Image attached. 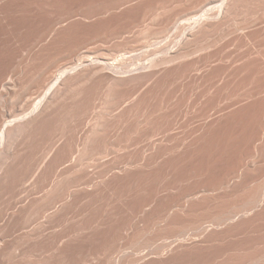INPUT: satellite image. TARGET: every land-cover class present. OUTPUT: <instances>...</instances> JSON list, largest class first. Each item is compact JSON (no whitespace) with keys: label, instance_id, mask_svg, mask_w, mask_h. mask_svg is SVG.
I'll use <instances>...</instances> for the list:
<instances>
[{"label":"bare ground","instance_id":"6f19581e","mask_svg":"<svg viewBox=\"0 0 264 264\" xmlns=\"http://www.w3.org/2000/svg\"><path fill=\"white\" fill-rule=\"evenodd\" d=\"M13 2H16V0H12ZM20 1V0H19ZM50 1V0H49ZM81 1V0H80ZM83 1H86V0H83ZM90 1V0H89ZM93 1H95V0H93ZM103 1V0H102ZM112 1V0H111ZM115 1V0H114ZM113 1V2H114ZM116 1H118V0H116ZM115 1V2H116ZM121 1V0H120ZM119 1V2H120ZM125 0H123V1H121V2H124ZM126 1H128V0H126ZM125 1V2H126ZM132 1L133 0H129L127 3H129V2H131L132 3ZM140 1V0H139ZM139 1H135V2H139ZM144 1H148V2H146V3H144ZM143 1V4L141 3L142 2V0L140 1V3H139V5H137L138 3H136V6H137V10L135 9V11H136V13L135 12H129L130 13V15H129V13H127L128 14V16H129V18H128V16L127 15H125L127 18H128V20L131 18H134V16L136 15H139L140 13H141V17L143 16V14L144 15H148L149 16V14H152V15H150V16H154L153 15V13H150V11L152 12V10H154L155 11V15H156V18L158 19V18H162L163 20L167 17V19H169L168 17H170L169 15L171 14V13H169V12H172V8H173V5H170L171 7V11H169L168 10V8H169V4H175V3H177L176 5H178L179 3L178 2H175V1H173L172 3H169L168 4V2H170V1H167V0H153V1H149V0H144ZM172 1V0H171ZM179 1V0H178ZM181 1H183V0H181ZM186 2L185 3H187L188 1L189 2H192V1H190V0H185ZM198 1H200V0H198ZM204 1V0H203ZM203 1H201V5H199V4H196L195 5V7H194V5H193V7H194V9L196 8V6L198 7V5H199V7L200 6H203V8H204V6L206 5V3L208 4V2H210L209 4H213V5H209V7L211 8L210 10L211 11H213V8H218V12L217 11H215V13L216 14H214L213 12L212 13H209V11H206V12H204V13H202V14H200V11H197V15H198V12H199V16H197L195 13V11L197 10V8H196V10L194 11L195 13H193L192 12V10L190 9L189 11H191L194 15H196L197 17H195L194 18V20H190L191 21V23H189V21L187 20V19H185V20H187L188 21V23L190 24L189 25V27H188V23L187 22H185V24H184V21H182L183 19H182V17L180 18H176V16H184V14H178L177 12V14L178 15H176L175 13H173V14H171V16L172 15H174L175 14V16H174V19H179V20H181L182 22H183V24L184 25H187V27H185L186 29L188 28V32H185L186 33V36H185V34H184V36L185 37H183L182 39H184L185 38V40L183 41V43H181L178 47H175V49L174 50H172L171 52H168V54H166V55H156L157 56V58L155 57L154 59H153V57H152V59H151V62H150V60L148 61V62H150V63H148L147 65H144V64H138L137 66H135V67H133V68H128L127 69V67H130V66H127L126 65V67H125V63H128V62H123L122 63V60L120 59H116V57L114 58V60H113V54L114 55H117V54H115L117 51H121V50H123V52H126V50H128L129 49V47H127L128 49H126V48H124V46L125 45H129L130 43H128L127 44V42L125 41L124 42V40H126L127 39V37L123 40V44L121 43V45H123L121 48V50H119L120 48L119 47H117V48H119V49H117V48H115L112 44V46L114 47V49H116V51L113 49V47L111 46V48H110V46H109V49H113L114 51L112 52L111 50H110V52H111V54H110V52H109V56L107 55V53H106V55L105 56H108L107 58H105V57H103V58H105V59H101V56H100V58H98V59H94V58H91V59H94V60H91V59H89V60H87V59H85V56L84 55H82V56H84V59H82L81 58V62L79 63V64H77V65H74L75 64V59H77V62H79V59H78V57H77V54H76V52L77 51H79V49L81 48V46H82V44H81V42L84 40H81V42L79 41V37L81 36H79L78 38L75 36V35H77V33H76V29H73V28H75V27H72L71 29H68L67 28V30L65 29V31L66 32H64V33H62L63 31L60 29V28H62L64 25V23L61 21V19L62 18H64L65 16L63 15V13H62V15H63V17L60 19H58L57 17V20H56V18L54 17L53 18V15L51 16L53 19H54V21L52 20V22H50L51 20H49V22L48 21H46V24L44 23V24H41V25H43L42 27V29H41V25H39V24H37V25H39V27H40V29H41V31H40V33L39 34H36V36L37 37H33V43L32 44H30V45H27L26 46V44H24V46H25V52H24V55L22 56L23 58L20 60L19 58L21 57L20 55H19V60H20V62L23 60V61H25L26 60V62L27 63H30L29 61L30 60H32V57H33V55H37L38 57H40L41 55H42V63L39 65V66H37L38 68L36 69V70H32V71H34L32 74H33V76H32V74L31 73H29V74H31V78L29 79V78H27V79H29V82H28V84H24V83H22V84H24V86H23V88L24 89H20V91L18 92V91H16V88H13L12 87V82H10V80H8L7 78H8V76H7V78H4V73H1V76H0V189H1V187H2V185L4 184V183H6V179H7V174H8V172H10L11 173V171L12 170H9L8 171V169H10V164L14 161V159H16L14 156L15 155H17V154H20L21 155V153H17L16 152V154H14L15 152L13 151L14 149H12V148H14V146L12 147V145H14V141L15 140H18L19 138H21V137H26V141H28V137H29V134L30 133H38L39 131H40V129H42L43 128V130H44V126L45 125H47L49 122L51 123V121H53L54 120V117H56L58 114H61V115H63V113L65 114V110L62 112V109H66V112L67 113H69L70 114V116H71V114H72V112H74L75 111V109H73V107L75 108V106L76 105H79V104H81L80 106H81V108H82V103H83V101H84V99L86 98V96H83V95H85V93L84 92H80L81 93V95H82V98H83V100H81L79 97H80V95H77V94H79L78 93V91H80L81 89H82V87H83V89H84V87H85V92L86 93H88L87 91H89L91 88H89V90H87L88 88V86L92 83V85H93V87H94V89L96 88V85H95V83H97V85L98 86H101L102 85V87H103V84H101L100 85V83H99V81L101 82V81H106V83H109L110 85H112V86H114L115 87V89H116V91H121L122 90V92H123V89H121V85H123V86H125V84H124V82H125V80H127V79H131V77L133 78L134 76H137L138 78H140L139 77V75L140 74H142V75H140L141 77L143 76V74L145 75H148V81H150V79H151V81H152V78L154 79L155 77H156V80H158L157 79V77L158 76H160L161 74H167L165 71H167V70H169V68H172V66H176V67H178L176 64H180V66H181V64H183V62L185 63L186 61L185 60H187L189 57L190 58H192V56H194L195 54H197L196 52H201V51H203L202 49H206V47L208 46V48H210L211 50L213 49V48H217L218 46H220V45H217L216 43L218 42V40L217 39H219L220 38V42L222 41L221 40V38L223 37L224 38V36H226V34L228 35H230V32L231 31H233L232 30V25H228L229 24V21L227 20L228 18L230 19L231 17H232V15H233V13H234V11L236 10V11H238V7L239 6H241L242 5V8L243 7H245V6H247L248 4L250 5V4H252V6H253V4H255V5H258L256 8H257V10H260V14L258 15L257 13V15L258 16H254L253 17V14H255V12H258L257 10H254L255 8H250V6H249V8L254 12V13H251V15H252V17H253V19L250 21V20H248V19H246V21L245 22H247V20L248 21H250L251 23H249V24H247V27H248V25H250V24H252V22H253V26L254 27H257V26H259V25H257L256 26V24H260V26H261V28L259 27H257V29H258V31H256L257 32V36H255V35H253V37H252V35H251V33H253L255 30H257V29H255L253 32H251L250 30H248L250 27H252V25L251 26H249V28L247 29L248 31H250L251 33H249L248 34V31L247 30H245V31H247V33L245 32L244 34H242V35H244V36H246V38H247V40L248 41H250V42H248L246 39V41L249 43H247L245 40H241L242 39V37H241V35L240 36H238L239 38H241L240 39V41L242 42V43H245V44H242L241 42V44L243 45V47H242V49L244 48V47H246V45L248 44L249 46H250V43H251V45L252 44H254V45H252L251 46V48L252 49H250V47L247 45V51L249 52V53H247L248 54V56L246 57V59H245V61H244V59L242 58V56H240L241 54H239V52H237V51H239L240 50V48L239 47H241V46H239L240 45V43H239V39L238 38H236V37H234L235 38V40L233 41V42H235L236 41V39L238 40V42H236L237 44H239V45H236L238 48H237V50L234 52V53H236L235 54V56L237 55H239L240 56V59H239V57H238V60L240 61V60H242L243 62L241 63V64H243V65H241L242 66V70H244L245 69V72L247 71V73H245V75L246 74H251V73H253V74H257V73H259V72H261L263 75H264V0H210V1H206L205 3L203 2ZM6 0H0V16H1V12H5V9H6V7H8V5L6 6ZM9 2V1H8ZM12 2V3H13ZM26 2V1H25ZM28 2V1H27ZM55 2V1H54ZM69 2V1H68ZM91 2V1H90ZM90 2H89V4H90ZM103 2H105V0L103 1ZM102 2V3H103ZM109 2V1H108ZM112 2V3H113ZM114 2V3H115ZM121 2L119 3V4H121ZM124 2V3H125ZM134 2V3H135ZM175 2V3H174ZM184 2V1H183ZM183 2H181V5L182 4H185V3H183ZM188 2V3H189ZM204 4H203V3ZM11 3V2H10ZM17 3V2H16ZM58 3H59V1H58ZM64 3V2H63ZM81 3H83V2H81ZM111 3V2H110ZM109 3V4H110ZM111 3V4H112ZM113 3V4H114ZM116 3H118V2H116ZM123 3V4H124ZM126 3V4H127ZM134 3H132V5L134 4ZM195 3H199V2H196V0H195ZM246 3H248V4H246ZM17 4H19V3H17ZM21 4V3H20ZM25 4V3H24ZM66 4V3H65ZM68 4V3H67ZM111 4H110V6H111ZM118 4V5H119ZM168 4V5H167ZM243 4H246V5H244L243 6ZM13 5H15V4H13ZM46 5H48V4H46ZM52 5H55V4H52ZM56 5H58V4H56ZM61 5V4H60ZM79 5H81V4H79ZM91 5V4H90ZM107 4L105 3V5H103V7L104 6H106ZM130 5V4H129ZM128 4L127 5H124V6H128V7H131V6H129ZM180 4L178 5L179 7H181L182 8V6H181ZM187 5H189V4H187ZM192 4H190V7H192L191 6ZM10 6H12V4L10 5ZM16 6V5H15ZM15 6H13V7H15ZM24 7H26L25 5H23ZM51 6V5H50ZM63 6V5H62ZM75 6H77V5H75ZM89 6V5H88ZM94 6V5H93ZM114 6V5H113ZM113 6H112V8L111 9H113ZM116 6V5H115ZM123 6V7H124ZM136 6H134V7H136ZM167 6H168V8H167ZM177 6V7H178ZM207 6V5H206ZM214 6V7H213ZM259 6H262L263 7V11H261L262 10V8H258ZM17 7V6H16ZM56 7V6H55ZM58 7H59V5H58ZM68 7H70L69 5H68ZM67 7V8H68ZM73 7V6H72ZM96 7H97V5H96ZM95 7V8H96ZM101 7V6H100ZM109 7V6H108ZM118 7V6H117ZM128 7L126 8V9H128ZM176 7V8H177ZM187 7V6H186ZM10 7H8V9H9ZM48 8V7H47ZM52 8V7H51ZM63 8H66V7H64L63 6ZM80 8V7H79ZM78 7L77 8H75V9H79ZM84 8V7H83ZM89 8V7H88ZM91 8H93L92 7V5H91ZM110 8H108L109 10H110ZM114 8H116V7H114ZM133 8V7H132ZM130 9V10H132L133 11V9ZM166 8H167V10H168V12H166V13H168L167 15L168 16H166L165 15V11H166ZM180 8V9H181ZM183 8H185V7H183ZM203 8H201L200 10H201V12H202V9ZM207 8V7H206ZM241 8V9H242ZM13 9V8H12ZM11 9V11L13 12L14 11V9L12 10ZM23 9V8H22ZM45 9H46V7H45ZM60 9V8H59ZM85 9V8H84ZM90 9V8H89ZM97 9V8H96ZM100 9V8H99ZM118 9V8H117ZM125 8H124V10H126ZM174 10L173 11H176L175 10V7L173 8ZM177 9H179V8H177ZM186 9V8H185ZM205 9V8H204ZM245 9V8H244ZM250 9H248V7H246V10H250ZM10 10V9H9ZM51 10H55V8L54 9H51ZM62 9H60V11H61ZM69 10V9H68ZM80 10V9H79ZM86 10V9H85ZM107 10V9H106ZM129 10V11H130ZM188 10V9H187ZM11 11H6V12H11ZM46 11V10H45ZM56 11H57V9H56ZM65 11H66V9H65ZM74 11H76V10H73V13H71V14H76V12L74 13ZM89 11V10H88ZM91 11V10H90ZM97 11V10H96ZM103 11L107 14L108 12H106L104 9H103ZM103 11H101L102 13H103ZM112 10H110V12H111ZM118 11H119V9H118ZM127 11V10H126ZM126 11H124L125 13H126ZM179 11V10H178ZM183 11H185V10H183ZM189 11H187V12H189ZM251 11V12H252ZM6 12H5V14L3 13V15H5L6 16ZM50 12H52V11H50ZM71 12H72V10H71ZM99 12H100V10H99ZM115 12V11H114ZM121 12V11H120ZM123 12V11H122ZM123 12V13H124ZM180 12H182V10L180 11ZM179 12V13H180ZM186 12V11H185ZM184 12V13H185ZM191 12H189V13H191ZM240 12H241V10H240ZM239 12V13H240ZM247 12V11H246ZM245 12V13H246ZM48 13H49V11H48ZM61 13V12H60ZM59 12H58V14H60ZM64 13H66V12H64ZM83 13V11L81 12V10L79 11V15L81 14L82 15V17L83 16H86L84 13V15L82 14ZM86 13V12H85ZM93 13V12H92ZM96 13H98V11L96 12ZM105 13H103V14H105ZM116 13V12H115ZM119 13V12H118ZM149 13V14H148ZM183 13V12H182ZM17 13H15V15H16ZM54 14V13H53ZM67 14V13H66ZM78 14V13H77ZM89 13H87V15H88ZM90 14H91V12H90ZM89 14V15H90ZM109 14V13H108ZM185 14H187V13H185ZM193 14H192V16H193ZM247 14V13H246ZM8 15V14H7ZM73 15V16H74ZM92 15V14H91ZM95 16L97 15V14H94ZM93 15V16H94ZM116 15V14H115ZM122 15V14H121ZM146 15V16H147ZM236 15V16H235ZM239 15V14H238ZM76 16V15H75ZM124 16V15H123ZM125 16H124V18H125ZM163 16H166V17H164L163 18ZM187 16V15H186ZM185 16V17H186ZM189 17L191 16V15H188ZM231 16V17H230ZM233 16H235V17H237V14L236 13H234V15ZM242 16H244V15H242ZM249 16V15H248ZM3 17V16H2ZM7 17V16H6ZM43 17V16H42ZM59 17V16H58ZM70 17H71V19L73 20V18H72V16L70 15ZM69 17V18H70ZM81 17V16H80ZM105 17H106V15H105ZM108 17V16H107ZM117 17V16H116ZM122 17V16H121ZM121 17H119V19H122ZM138 17V16H137ZM139 17H140V15H139ZM138 17V18H139ZM140 17V18H141ZM240 17V19H241V16H239ZM245 17H247V16H245ZM251 16H249V18H250ZM251 17V18H252ZM12 18V17H11ZM43 18H45V16L43 17ZM42 18V19H43ZM50 18V17H49ZM68 17L66 16L65 17V19H67ZM68 18V19H69ZM79 18V17H78ZM77 18V19H78ZM84 18V17H83ZM86 18V17H85ZM87 18H88V16H87ZM86 18V19H87ZM89 18H91V17H89ZM96 18V17H95ZM100 18V17H99ZM136 18V17H135ZM135 18L134 19H132L133 21H135ZM142 18H144V17H142ZM142 18L141 19H139V20H141V22H144V20L145 21H147L148 20V18L147 17H145V18H147V19H143L142 20ZM150 18V17H149ZM154 18H155V16H154ZM171 18V17H170ZM173 18V17H172ZM187 18V17H186ZM9 19V18H8ZM70 19V20H71ZM74 19H75V17H74ZM92 19H94V18H92ZM102 19V18H101ZM104 19V18H103ZM106 19H109V18H106ZM112 19V18H111ZM114 19V18H113ZM117 19V18H116ZM119 19H117V21H120ZM126 19V18H125ZM131 19H130V24H132L133 25V27H134V23L132 22L131 23ZM156 19V20H157ZM167 19H165L164 20V22L165 21H168L169 23L170 22H176L177 20H174V21H171V19H170V21L169 20H167ZM234 19H236V18H234ZM234 19H233V21H234ZM238 19V18H237ZM4 20H6L5 18L3 19V21ZM39 20V19H38ZM44 20H47V19H44ZM44 20H42L43 22H44ZM63 20V19H62ZM71 20V21H72ZM81 20H82V18H81ZM99 20V19H98ZM123 20V19H122ZM136 20H138L137 18H136ZM150 20V19H149ZM148 20V21H149ZM152 21L154 20L153 19V17H152V19H151ZM163 20H161L160 19V22L163 24ZM226 20V21H225ZM40 21H41V19H40ZM39 21V22H40ZM65 21V20H64ZM77 21V20H76ZM76 21H74V22H76ZM83 21V20H82ZM82 21H79V22H82ZM96 21V20H95ZM100 21V20H99ZM108 21V20H107ZM117 21L115 22V23H117ZM126 21H127V19H126ZM147 21V22H148ZM223 21V23H225V22H227L228 24H222L221 22ZM225 21V22H224ZM236 21V20H235ZM42 22V23H43ZM48 22V23H47ZM66 22H69V20L68 21H66ZM78 22V23H79ZM85 22V21H84ZM89 22V21H88ZM97 22V21H96ZM101 22V21H100ZM100 22H97V23H100ZM124 22V21H123ZM122 22V23H123ZM138 22V23H137ZM135 21V24H137V26L139 27V25L141 24H139V21ZM159 22V21H158ZM157 22V23H158ZM178 22V21H177ZM176 22V23H177ZM231 22H232V19H231ZM244 22V21H243ZM244 22V25L243 24H241V26H239L240 28V30H244V29H242L243 27L246 29L247 27H246V23ZM63 23V24H62ZM87 23V22H86ZM95 23V22H94ZM102 23V22H101ZM106 23H108V22H106ZM129 23V22H128ZM167 23V22H166ZM176 23H174V24H176ZM179 23V22H178ZM187 23V24H186ZM219 23H221V25L223 26V25H228L229 27L231 26V30L229 31V33L228 32H220V30L221 31H223L221 28L222 27H219L220 25H219ZM233 23V22H232ZM236 23H242V20L240 21V22H237L236 21ZM235 22H234V24H236ZM93 23L91 22V25H92ZM104 24V23H103ZM102 24V26H106V25H103ZM110 24H112V22H111V20H110ZM118 24V23H117ZM130 24H127V25H129V29H130V27H132V26H130ZM139 24V25H138ZM144 24H146V22H144ZM142 25L141 24V26L143 27V26H145V25ZM149 24V23H148ZM150 24H151V21H150ZM149 24V25H150ZM154 24V23H153ZM152 24V25H153ZM155 24H156V22H155ZM162 24H156V25H154V28L152 29L153 31H155L154 29L156 28L155 26H157V29H158V26L159 27H161V25ZM170 24H173V23H170ZM215 24H218L219 26H218V28H219V31H218V29H217V31L218 32H220V34H222V35H220L219 33H216L218 36L220 35L221 37H219V38H215L216 36L214 35H212V36H210L211 34H209V37H211L210 39H209V37H207L209 40H211V39H214L215 41H213L212 40V42L213 43H215L214 45L216 46V47H214L213 46V44L212 43H210L211 41H209V40H207L208 41V43H210V46H209V44L207 45L206 44V40H202V39H200V38H202V35H205L207 32H208V30H211L210 32H212L213 30H214V25ZM233 24V25H234ZM35 25V24H34ZM73 25V24H72ZM76 25V24H75ZM81 25V24H80ZM86 26H87V24H85ZM84 25V26H85ZM99 25V24H98ZM113 25H115L114 24V21H113ZM125 25V24H124ZM123 25V26H124ZM147 25V24H146ZM149 25H147L146 27H149ZM151 25V26H152ZM240 25V24H239ZM62 26V27H61ZM88 26H90V24L88 25ZM97 26V25H96ZM102 26H101V29H103L102 28ZM109 26V25H108ZM120 26V32H122L121 31V26L122 25H119ZM140 26V28H142ZM150 26V27H151ZM170 26V25H169ZM175 25H173V26H170V27H174ZM180 26H182V24L180 25ZM32 27V26H31ZM91 27V26H90ZM89 27V28H90ZM99 27V26H98ZM97 27V28H98ZM115 27H118V26H116L115 25ZM114 27V29L112 30H109L108 28H110V27H108L105 31H106V33L108 32L107 30H109V33H111V31H113L112 33H114L115 34V32L114 31H116V33L118 34V32L119 31H117L116 29L117 28H115ZM183 27V26H182ZM182 27H180V28H182ZM215 27H217V26H215ZM228 27V28H229ZM63 28H65V27H63ZM77 28H79L80 29V27H78L77 26ZM82 28H84V27H82ZM95 28V27H94ZM100 28V27H99ZM105 28V27H104ZM111 28H113V26H111ZM119 28V27H118ZM126 28H127V26L125 27V29L124 28H122V29H124V31L123 32H128L127 30H128V28H127V30H126ZM138 29V30H141V29ZM145 28V27H144ZM168 25H164V27H163V32H160L161 33V35H162V39H164L165 37H163L164 35V32L165 31H171L172 29L171 28H169V29H171V30H168ZM210 28H212V29H210ZM225 27H223V29H224ZM39 29V28H38ZM39 29V30H40ZM73 29V30H72ZM88 29V28H87ZM133 28H131V32L129 31V33H133V34H135V32L137 31V29H136V25H135V27H134V29H136V31L134 32L133 30H132ZM150 29L151 28H148V29H146L145 28V30H143V28H142V30L143 31H141L140 33H141V36H143V38L145 39V41H143V42H145V43H147V41H149V40H146V39H154V38H156L157 37V35L155 34V36L156 37H153L154 35L151 33V31H150ZM184 29V28H183ZM230 29V28H229ZM238 30L239 32H240V30L237 28V24L236 25H234V30ZM30 30V29H29ZM62 32H61V31ZM78 30V29H77ZM82 31H83V29H81ZM97 30V29H96ZM99 30V29H98ZM97 30V31H98ZM119 30V29H118ZM126 30V31H125ZM158 30H162V29H158ZM157 30V31H158ZM237 30L235 31V33L237 32ZM251 30H253V28H251ZM31 31V30H30ZM82 31H79V33L80 32H82ZM88 31V30H87ZM89 31H90V29H89ZM99 31H101V30H99ZM104 31V30H103ZM133 31V32H132ZM157 31H155V33L157 32ZM185 31H187V30H185ZM215 31L216 30H214L213 31V33L212 34H214L215 33ZM33 32V31H32ZM36 32V31H35ZM86 32V31H85ZM91 32V31H90ZM120 32H119V34H120ZM139 31H137V33H138ZM166 33V34H168L169 35V33ZM255 32V33H256ZM29 33H31V32H29ZM83 33V32H82ZM94 33V32H93ZM101 33H102V31H101ZM106 33L104 32L102 35L103 36H101L102 37V39L100 38V36H98L97 35V37L99 38V39H101V40H104V42L106 43L107 42V40L109 39V38H111V37H109V35H111V34H108L107 33V35H108V37H106L105 35H106ZM160 33H159V35H160ZM163 33V34H162ZM171 33V32H170ZM203 33H205V34H203ZM223 33H225L224 34V36H223ZM240 33H242V32H240ZM24 34V33H23ZM22 34V35H23ZM25 34H26V32H25ZM85 34V33H84ZM87 34V33H86ZM117 34L116 35H113V37L114 36H116L117 37ZM118 34V35H119ZM122 34V33H121ZM124 34V33H123ZM132 34V35H133ZM139 34V33H138ZM157 34H158V32H157ZM232 34V33H231ZM236 34H238V33H236ZM254 34V33H253ZM88 35V34H87ZM87 35H82L83 37H80L81 39L82 38H85L86 39V36ZM96 35V34H95ZM101 35V34H100ZM151 35H152V37H151ZM161 35L157 38V40H159V38L161 37ZM208 35V33L206 34V36ZM251 35V36H250ZM26 36V35H25ZM33 36H34V34H33ZM85 36V37H84ZM89 36V35H88ZM93 36L94 35H92V36H90V37H87L88 39L89 38H91L92 40H93ZM104 36H105V38L107 39V40H105V39H103L104 38ZM125 35H123V37H124ZM137 36V35H136ZM136 36H135V39H136ZM201 36V37H200ZM233 36H234V33H233ZM20 37H21V35H20ZM24 37V36H23ZM32 37V36H31ZM96 37V36H95ZM119 37V36H118ZM129 37V36H128ZM134 36H132L130 39H132ZM139 37V36H138ZM170 37V36H169ZM230 37V36H229ZM26 38V37H25ZM141 38V37H140ZM140 38H138L139 40H140ZM180 38V37H179ZM207 39L206 37H204L203 36V39ZM17 39V38H16ZM66 39H68L70 42H68L67 41V43H69V44H67V45H69L68 46V49L67 48H64V49H67V51H64L63 49H58V47H60V46H58V47H56L57 49H55L54 48V46H56V44L58 43V42H60V41H62L63 42V40L65 41ZM88 39H86L87 41H85V42H87L88 44H89V42H91L92 40L91 39H89V40H91V41H89ZM98 39V40H99ZM114 39V38H113ZM129 39V38H128ZM134 39V38H133ZM132 39V41H134ZM152 39V40H153ZM161 39V38H160ZM170 39H171V37H170ZM202 40V42H205V43H198V42H194L195 40ZM224 39H226V40H230V38L228 39V37H225ZM232 39V38H231ZM243 39H244V37H243ZM23 40V39H22ZM28 40V39H27ZM97 40V39H96ZM97 40V41H98ZM117 40V39H116ZM115 40V41H116ZM152 40L151 41H149V42H151L152 43ZM169 40V39H168ZM197 40V41H198ZM226 40H224V41H222L223 43L226 41ZM233 40V39H232ZM255 40H256V42L258 43V44H256V43H253V41L255 42ZM16 41V40H15ZM23 41H26V40H23ZM30 41H32V40H30ZM108 41H111V39L110 40H108ZM119 41H120V39H119ZM119 41H117L116 43L117 44H119L118 42ZM130 41V40H129ZM138 41V40H137ZM136 41V42H137ZM163 41V40H162ZM172 41H173V39H172ZM176 41V40H175ZM99 42V41H98ZM103 42V41H102ZM114 42V41H113ZM112 42V43H113ZM121 42V41H120ZM139 42V41H138ZM137 42V43H138ZM148 42V43H149ZM153 42H155V40H153ZM191 42H192V44H194V43H198V45L197 44H194V45H192L191 44ZM194 42V43H193ZM220 42H219V44H220ZM221 42V43H222ZM230 42H232L231 40H230ZM233 42H232V44L230 43V45H231V47L233 46ZM12 43H13V41H12ZM48 43H50V44H48ZM61 43V42H60ZM60 43H58V44H60ZM64 43V42H63ZM66 43V42H65ZM93 43H95V42H93ZM104 43V44H105ZM111 43V42H110ZM115 43V44H116ZM124 43H126L125 45H124ZM135 44V42H132L130 45H132L131 47L132 48H135L134 46L136 45H134ZM141 42H139V44H137L138 46H145V45H143L144 43H142V45L140 44ZM147 43V44H148ZM161 43V42H160ZM166 43H168V42H166ZM170 43V42H169ZM172 43V42H171ZM227 42H225V44H226ZM229 43V42H228ZM247 43V44H246ZM23 44L21 43V46H23ZM44 44V45H43ZM46 44H48V46L46 45ZM85 44V46H88V44L86 45V43H84ZM83 44V45H84ZM100 44V43H99ZM98 44V45H99ZM155 44H159V43H157V42H155ZM200 44V45H199ZM235 44V43H234ZM16 45V44H15ZM44 46V50L43 49H41L42 47L41 46ZM47 46V48H46V46ZM66 45V44H65ZM108 45V44H107ZM129 45V46H130ZM136 45V46H137ZM165 45V44H164ZM169 45V44H168ZM222 45V44H221ZM227 45L228 44H226V45H224L223 44V46L224 47H227ZM230 45H228V47L227 48H230L229 46ZM7 46V45H6ZM17 46H19L18 44H17ZM63 46H64V44H63ZM80 46V47H79ZM84 46V47H85ZM101 46H102V44H101ZM120 46V45H119ZM137 46V47H138ZM173 46V45H172ZM211 46L213 47V48H211ZM235 46V45H234ZM14 47V46H13ZM67 47V46H66ZM89 47V46H88ZM91 47V46H90ZM126 47V46H125ZM136 47V48H137ZM153 47V46H152ZM158 47V46H157ZM156 47V48H157ZM165 47V46H164ZM249 47V48H248ZM11 48V47H10ZM16 48V47H15ZM86 48V47H85ZM95 48V47H94ZM101 48V51L103 52V48H107L106 46L105 47H100ZM132 48H131V50H132ZM139 48V47H138ZM142 48V47H141ZM163 48V47H162ZM169 48V47H168ZM206 49L208 52H211V50L209 51V49ZM7 49V48H6ZM9 49V48H8ZM8 49L6 50V52H7V54H10V53H8ZM13 49V48H12ZM18 49L20 50V46L18 47ZM17 49V50H18ZM24 49H22L21 51L23 52L24 51ZM41 49V50H40ZM97 48H95V50H96ZM99 49V48H98ZM103 49V50H102ZM108 49V50H109ZM126 49V50H125ZM172 49H173V47H172ZM217 49H219L218 51L219 52H222L221 50H223V47L221 48V50H220V48H217ZM234 49H236V47L234 48ZM239 49V50H238ZM242 49H241V51H242ZM246 48H244L243 50H245ZM249 49H250V51H249ZM18 50V52H20ZM134 50H136V49H134ZM141 50H143V48L141 49ZM171 50V49H170ZM214 50H215V52L216 53H219L216 49H213V53L212 54H214V56H216V58H217V55H218V58H219V56H220V54H222L223 52H225L226 51V48H224V51L222 52V53H220V54H216L215 55V53H214ZM230 50V52L229 51H226V53L225 54H230L232 51H233V48H232V51H231V49H229ZM10 51V50H9ZM13 51V50H12ZM80 51H83V49L81 50L80 49ZM91 51V50H90ZM100 51V52H101ZM129 51H130V49H129ZM133 51V50H132ZM207 51L206 52H202V53H204L205 55H206V53H207ZM15 52V51H14ZM36 52H38V53H40L41 55L39 56L38 55V53H36ZM86 52V51H85ZM84 52V53H85ZM88 52V51H87ZM95 52V51H94ZM97 52H99V51H97ZM96 52V53H97ZM105 52V51H104ZM104 52L103 53H101V54H103V56H104ZM135 52V51H134ZM199 52H198V54H199ZM227 52H229V53H227ZM244 52H246V51H244ZM16 53V52H15ZM80 53V55H81V53L82 52H79ZM89 53V52H88ZM91 53L92 52H90V54L88 55V54H86V55H88V56H90L91 55ZM118 53V52H117ZM130 53H131V51H130ZM133 53V52H132ZM136 53V52H135ZM140 53V52H139ZM201 53V54H202ZM242 54H243V52H241ZM12 54H14V53H12ZM23 54V53H22ZM74 54H76V57L77 58H75L74 60H73V58H74ZM121 54V53H120ZM158 54V53H157ZM194 54V55H193ZM210 53H207V55H209ZM212 54H210L209 56L211 57V58H209L208 56H204L203 54L201 55V56H203V57H200V58H206V60H210V61H213L214 62V60H216V59H214L215 57L214 56H212ZM225 54H223L222 55V57H220V58H223V56L225 55ZM233 54V53H232ZM246 54V53H245ZM73 55V58L71 57ZM94 55V54H93ZM93 55H91V57L93 56ZM96 55V54H95ZM94 55V56H95ZM100 55V54H99ZM119 55V54H118ZM135 55V54H134ZM136 55H138V54H136ZM200 55V54H199ZM226 55V57H228V60L231 62V60L232 59H234V56L233 55H231L230 54V56H227ZM5 56V55H4ZM79 56V55H78ZM88 56H86L87 58H88ZM97 56H98V53H97ZM159 56H162V57H159ZM198 56V55H197ZM196 56V57H197ZM232 56V57H231ZM237 56L235 57V59L237 58ZM9 57V56H8ZM7 57V58H8ZM111 58L112 57V62H110V61H107L106 59H108V58ZM132 57V56H131ZM130 56H128V57H126L125 56V58H126V60L128 59V58H131ZM134 57V56H133ZM140 57V56H139ZM138 57V58H139ZM143 57V56H142ZM198 57V58H199ZM208 57V58H207ZM229 57L231 58V60L229 59ZM35 58V57H34ZM41 58V57H40ZM110 58H109V60H110ZM122 58V57H121ZM125 58H124V56H123V59H124V61H126L125 60ZM137 58V57H136ZM213 58V59H212ZM219 58V59H220ZM13 59V58H12ZM35 59H37V58H35ZM39 59V58H38ZM66 59H68V60H66ZM193 59H195V57L193 58ZM192 59V61L194 62L195 60H193ZM212 59V60H211ZM224 59H225V56H224V58L223 59H220V61L219 62H221V60H223L224 61ZM234 59V60H235ZM2 60V59H1ZM7 60V59H6ZM17 60V59H16ZM198 61L200 60V59H197ZM204 61H205V59H203ZM208 60V61H209ZM227 60V61H228ZM238 60H237V62H238ZM13 61H14V59H13ZM34 61V60H33ZM33 61H31V63L33 62ZM37 61V60H36ZM197 61V62H198ZM203 61V62H204ZM207 61V62H208ZM210 61H209V63H210ZM218 61H216V62H218ZM222 61V62H223ZM226 61V62H227ZM228 61V62H229ZM236 61V60H235ZM234 61V62H235ZM10 62V61H9ZM38 62H39V60H38ZM37 62V63H38ZM130 62V61H129ZM192 62V63H193ZM196 62V61H195ZM200 63L202 62V61H199ZM230 62H229V66L228 65H226L227 63H225V61H224V63H225V65L227 66V68L226 69H223L222 71H223V73H224V77H222L223 79H226L225 81H223V83L224 84H227L228 82V80L230 81V77H235L236 78V76L237 75H239V77L240 76H243V75H240L239 74V72H240V69H241V66L240 67H238L239 65H240V63L238 64V66H236V67H238V72H237V68H235V66H233V62H231V63H233L232 64V66L230 65ZM2 63V62H1ZM18 63V61L16 62V64ZM27 63H25V65H29V64H27ZM34 64H35V62H33ZM139 63V62H138ZM145 63V62H144ZM190 63V62H189ZM188 63V61H187V63H185V65L186 64H189ZM191 63V64H192ZM200 63H199V65H200ZM212 63V62H211ZM210 63V64H211ZM236 63V62H235ZM5 64V63H4ZM10 63H8V65H9ZM20 64V63H19ZM24 64V63H23ZM34 64H32V65H34ZM135 64V63H134ZM194 64V63H193ZM197 63H195V65H196ZM204 64H208V63H204ZM203 64V65H204ZM218 64V63H217ZM223 64V63H222ZM1 65V64H0ZM7 65V66H8ZM12 65V64H11ZM124 65V66H123ZM190 65V64H189ZM220 65H221V63H220ZM234 65H237V64H234ZM14 66V65H13ZM17 66V65H16ZM16 66H14V67H16ZM29 66H31V65H29ZM29 66L27 67V68H29ZM35 66V65H34ZM134 66V65H133ZM187 66V65H186ZM190 66H194V65H190ZM201 66V65H200ZM208 66H211V65H208ZM224 66V65H223ZM226 66H224V67H226ZM3 67V66H2ZM19 67H20V65H19ZM19 67H18V69H19ZM26 67V66H25ZM126 69H125V68ZM176 67H174V68H176ZM188 67V66H187ZM195 67V66H194ZM199 67V66H198ZM222 67V66H221ZM1 68V67H0ZM10 68V67H9ZM13 68V67H12ZM12 68H11V70H12ZM180 68V67H179ZM184 68V67H183ZM192 68V67H191ZM204 68H205V70H206V68H207V65H206V67L204 66ZM211 68H213V65H212V67ZM211 68H209V70L211 69ZM216 68V67H215ZM217 68L219 69L220 67L219 66H217ZM234 68V69H233ZM240 68V69H239ZM5 69V68H4ZM25 69V68H24ZM178 69V68H177ZM218 69H216V70H218ZM16 70V69H15ZM26 70V69H25ZM174 70V69H173ZM179 70L180 69H178V71H175V73L177 72H179ZM185 71H186V69H184ZM183 70V71H184ZM188 70V69H187ZM192 70H193V68H192ZM194 70H196V69H194ZM208 70V69H207ZM211 70H213V69H211ZM215 70V69H214ZM214 70H213V72H214ZM220 70L221 69H219V71L218 72H220ZM241 70V71H242ZM7 71V70H6ZM18 71H20V72H18ZM17 72L18 73H21V70H18ZM144 71V72H143ZM171 71V70H170ZM196 71H198V70H196ZM202 71V70H201ZM200 71V72H201ZM10 72H12V71H10ZM13 72H14V70H13ZM16 72V73H17ZM30 72H31V70H30ZM165 72V73H164ZM169 72V71H168ZM173 72V71H172ZM189 72V71H188ZM203 72V71H202ZM201 72V73H202ZM17 73V74H18ZM176 73V74H177ZM180 73V72H179ZM182 73V72H181ZM180 73V75H182ZM183 73H185V72H183ZM191 73V72H190ZM208 73V72H207ZM223 73H221V75H223ZM238 73V74H237ZM3 74V75H2ZM186 74V73H185ZM193 74V73H192ZM204 74L206 75V73H205V71H204ZM213 73H211V75H212ZM215 74V73H214ZM241 74H242V72H241ZM250 74H249V76L248 75H246V76H248V77H251L250 76ZM25 75V74H24ZM169 75V74H168ZM171 75H172V73H171ZM178 75V74H177ZM179 75V76H180ZM184 75V74H183ZM187 75H189L188 73L186 74V76ZM196 76H198L197 74H195ZM194 75V76H195ZM205 75H204V77H205ZM218 74L216 73V76H217ZM14 76H15V72H14ZM23 76V75H22ZM175 76V75H174ZM185 76V75H184ZM195 76V77H196ZM200 77H201V74L199 75ZM207 76H208V74H207ZM203 77L204 79H206V78H208V77ZM212 76H214V75H212ZM212 76H211V78H212ZM219 77H221L220 76V74L218 75ZM217 76V77H218ZM253 76V75H252ZM130 77V78H129ZM137 77H136V79H137ZM146 78H147V76H145ZM150 77V78H149ZM173 77V76H172ZM178 77V76H177ZM177 77H175V79L177 80ZM189 77H192V76H189ZM219 77H218V80H220L219 79ZM245 76H243V77H240L241 78V80H245V78H244ZM14 78V77H13ZM12 78V79H13ZM20 79H21V75H20V77H19ZM19 78H17L16 79V82L17 83H20L19 82ZM26 78V77H25ZM24 78V79H25ZM143 78V77H142ZM160 78V77H159ZM167 78V77H166ZM180 78V77H179ZM185 78V77H184ZM202 78V79H203ZM230 78V79H229ZM240 78H238V79H240ZM263 78V77H262ZM123 79H124V82H123ZM145 79V78H144ZM174 79V78H173ZM183 79V78H182ZM186 79V78H185ZM187 79H188V76H187ZM222 79V80H223ZM228 79V80H227ZM237 79V80H238ZM247 79V78H246ZM249 79V78H248ZM259 79H260V77H259ZM264 79V78H263ZM263 79L261 80V81H263ZM131 80H135V79H131ZM137 80H139V79H137ZM142 80L143 79H140V82H142ZM170 80V79H169ZM180 79H178L177 81H179ZM194 80H195V78H194ZM207 80V79H206ZM217 80V79H216ZM216 80H214V81H216ZM217 80V81H218ZM243 80V81H244ZM145 81H146V79H145ZM147 81V82H148ZM150 81V82H151ZM162 81V80H161ZM160 80H159V82H161ZM165 81V83H166V80H164ZM167 81H168V79H167ZM181 81H183V80H181ZM186 81L187 80H185V83H186ZM221 81V80H220ZM248 81V80H247ZM257 82H258V80H256ZM22 82V81H21ZM23 82H25V81H23ZM123 82V83H122ZM139 82V81H138ZM139 82V83H140ZM170 82L171 83H173V81H171L170 80ZM184 82V81H183ZM196 82V81H195ZM202 82V81H201ZM201 82H198V83H201ZM211 82V81H210ZM227 82V83H226ZM232 81H230V83H231ZM233 82H235V79H234V81ZM233 82H232V84H233ZM239 83H241L240 82V80L238 81ZM245 82H246V80H245ZM244 82V83H245ZM264 82V81H263ZM14 83V82H13ZM102 83V82H101ZM105 83V84H106ZM146 83V82H145ZM144 83V84H145ZM157 84H162V83H158V82H156ZM180 83H182V82H179V83H177L176 85H179ZM190 83V82H189ZM191 83H194V82H191ZM204 83V82H203ZM209 83V82H208ZM214 83V82H213ZM213 83L211 82V84H212V86H213ZM219 83H221V82H219ZM219 83L217 82V84H218V86H219ZM256 83V82H255ZM260 83H262V82H260ZM259 83V84H260ZM104 84V85H105ZM128 84V83H127ZM142 84H143V82L141 83V86H142ZM150 84V83H149ZM155 84V83H154ZM164 84V83H163ZM197 84V83H196ZM210 84V85H211ZM216 83H214V85H215ZM222 84V83H221ZM229 84V83H228ZM227 84V85H228ZM232 84H231V87H233L232 86ZM236 86H237V81H236ZM16 86H17V84H15ZM21 85V84H20ZM92 85H90V87H92ZM107 85V84H106ZM137 85H138V83H137ZM148 85V84H147ZM168 85H169V83H168ZM183 85V84H182ZM193 85V84H192ZM230 85V84H229ZM234 85V84H233ZM240 85V84H239ZM238 85V86H239ZM241 85H242V87L244 88V86H243V84L241 83ZM245 85V87H246V84H244ZM248 85V84H247ZM252 85V83H250V86ZM254 85V84H253ZM18 86H19V84H18ZM17 86V87H18ZM26 86V87H25ZM112 86L110 87V88H112ZM120 86V87H119ZM139 86V85H138ZM146 86V85H145ZM149 86V85H148ZM155 87L157 86V85H154ZM165 86V85H164ZM167 86V85H166ZM165 86V87H166ZM171 86V85H170ZM174 86V85H173ZM180 86V85H179ZM187 86V85H186ZM191 86V84L188 86V87H190ZM195 86V85H194ZM194 86H192V87H194ZM199 86V85H198ZM197 86V87H198ZM204 86V85H203ZM208 86V85H207ZM212 86H211V89H212ZM223 85H221L220 87H222ZM250 86H247V87H249L250 88ZM256 86V85H255ZM255 86H252V87H255ZM257 86H260V85H257ZM262 86H264V83H263V85ZM262 86H260V88H262ZM93 87H92V90H93ZM117 87L118 88H120L121 90H117ZM126 88H127V86H125ZM136 87V86H135ZM140 87V86H139ZM150 87V86H149ZM158 87V86H157ZM156 87V88H157ZM163 87V86H162ZM178 87V86H177ZM206 87V86H205ZM204 87V89H206ZM214 87V86H213ZM235 87V86H234ZM251 87V88H252ZM81 88V89H80ZM87 88V89H86ZM105 88H106V86H105ZM130 88H132V86L130 87ZM129 88V93L128 94H131V92H132V90H133V94H131V96L132 95H136V93L139 91H137V89H136V93H134L135 92V89L133 88L132 90ZM154 88V87H153ZM152 88V89H153ZM159 88V87H158ZM216 88V87H215ZM223 88H225L224 86H223ZM223 88L221 89L222 91H223ZM35 90V89H37V91L39 90L40 92V95H39V97H37L36 99H35V97H34V99H32V101H30L29 102V100L28 101H26L25 103H23V100L22 99H24L23 97H25V95L27 96V94H28V92L30 93V91L31 90ZM76 89H78V91L76 90ZM97 89H100V87H98ZM96 89V90H97ZM140 90L142 89V88H139ZM152 89H150V91L152 90ZM161 89V88H160ZM169 89V88H168ZM190 89V88H189ZM192 90H193V88H191ZM230 89V88H229ZM236 90H237V92H236V90H234V88H233V91H235L236 93H239L240 91L242 92V93H244V91H246L247 90V88H244L243 89V91L240 89V91L238 92V89H237V87L235 88ZM246 89V90H245ZM264 89V88H263ZM263 89L261 90V91H257L258 89L256 88V90L254 89V91L252 90V92L251 93H249V94H247V96H245L243 99L241 98H237V96H240V94H242L241 92L238 94V95H235L236 93H234V92H232V93H234V95L236 96V98H237V101L235 100V102L232 104L231 102V100H232V98H233V100H234V98L235 97H231V98H229V97H227V98H229V99H231L229 102L232 104V105H230V106H228V107H226V106H224V107H222L221 106V104H220V106L221 107H213V106H211V108L212 109H210V105L206 108V109H208V111H206V113H207V115H205V111L203 112V114H204V118L202 117V119H200L201 118V116L200 115H202L203 116V114H202V112L200 113L199 112V110H197V112H199L200 113V115H199V117L200 118H198L199 119V121L200 120H205V122H207V121H209V120H211L213 117H214V115L215 116H217L218 114L220 115V114H222V113H224L225 114V112H229V110L231 111V109L232 110H234L233 111V113H235V111H236V109H237V106H239V105H241V104H243L242 106H240V108L241 109H243V106H245V108L243 109L244 111V113L246 114V115H248V117L250 118V119H252V118H256V116H257V120L255 119V120H253L252 119V121H258V119L260 118V115L262 114L263 116H262V119H259V120H261V121H259L258 123H259V125H258V123L256 122V124L257 125H255V124H253V125H255V126H257V128H258V126H259V132H255V133H242V134H245L244 135V138L242 137L243 135H241V137H242V139H239V141L238 140H234V138H232V139H230L229 137L227 138V137H225V138H227L226 140H224V142H221L222 144H224V145H222L221 146V148L222 149H219L218 150V156H219V158L221 157H227L226 159L227 160H222V161H220V159H219V161H218V163H215L214 161H212L211 159V162L210 161H208L207 160V162H208V164L206 165V164H204V165H206V166H204L203 165V163H202V161L200 162V164H201V166L197 163V165L199 166V168H198V166H196V167H194L193 168V171L195 172V174H193V172H192V175H186V178H185V176L183 175V177H177L178 175H180L181 173L179 172V174L178 175H176L177 174V172L174 174V175H176V176H174V175H170V173H168V176H171L172 178H174V179H169V180H167V178H169V177H167V172H164V175L162 174V172H163V170H166V167L164 168L163 167V170H159V172L157 173V172H155V170L153 171V170H150V169H152V166L154 165L153 163H156L159 159H162V158H166V156L167 155H170V157H171V159H173L174 157V159H176V161H178V159L182 156V155H184V154H182V152H181V150L184 152H187V149H185V148H181V149H179L177 146L180 144V142H179V139L182 137V136H192V133H183V131L180 133H145V131H144V134H143V143H144V146H143V163H141V165H142V167L143 168H141L140 167V165H138L139 166V168H141V170L143 171V173H141V174H145L144 172H146L147 170H150V171H153V172H155L157 175H159V173H161L163 176L162 177H164V178H166V179H164V178H162L161 179V174H160V178L159 179H161V180H158V178H156L155 180L153 179V181H155V183H153L154 185L153 186H148V187H151L150 188V191H149V188L148 187H146V185L148 184H150V183H152L150 180V182H146L147 184L145 185V182H144V184H142V186H144V188L145 189H147V190H145V192H144V195H143V192H141V189L138 187L139 185H140V183H139V185L138 184H136V183H134V181L133 182H130V181H128V182H130V184L132 183L133 185H138L137 187H136V190H137V188H139L140 190V198H138V196H137V194L135 195L134 193V195L135 196H137V198L136 197H134V195H133V198H132V196L130 197V196H125V195H122V196H125V197H122L121 196V194H120V196H117V195H119V194H116L117 192L116 191H118V189L115 191V190H112V191H115V194L112 192V194L113 195H115V196H117V197H113V196H109L108 198H110V199H108L107 198V200L105 199L104 201H106V206H103L102 205V203L100 204V206H98V209L96 210L97 211V213H95V214H93V215H91V213H90V215L84 220V218L82 217V219H80L79 217V222L77 221L76 222V226H73V227H70L71 228V230H69V231H66L65 229H67V226H66V228H65V222H66V219L68 220V218L71 216V214L74 212V211H76V210H74L73 212H71V214H70V216L67 218V214H69V213H67V211H68V208L69 207H72V209H73V207H74V205L75 206H77L78 207V204H75L76 203V201H77V199H78V195H79V193L80 192H85V193H88V195H87V197H90V195H93V194H96L97 195V193H101V196H102V194L104 193V192H106V190H107V192H109V194L111 193V191H109L112 187L109 185L108 186V184H109V182H110V180H111V176L114 178L115 176L118 178H122V179H120V183H121V180H125V178H127V176L130 174L131 175V173H133L132 171V168L131 167H133V165L135 164H132V162H131V164H130V162L128 163L127 161L123 164V163H121L120 164V160L119 159H121L122 160V157L125 155V153H124V148H125V145H124V148H122L121 146H117V145H119V141H118V144L117 143H112V147H111V143L109 142V144H110V147H109V145H108V147H105L106 149H98L99 147V145H101V144H99V145H97V149L95 150V148H94V150H93V148H92V151H87V152H89V153H87L86 151L85 152H81V151H83V150H80V146H79V149H77L75 146V148L72 146V145H79V144H76L77 143V139H79L77 136L79 135V133H80V129H79V127L81 128V124H80V120L82 119L81 118V115L79 116V118H80V120H78V117L76 118V117H74V114H72L73 116H71V117H73V121L74 122H70V120H71V117H69L68 115L69 114H67V116L68 117H66V118H70V120H66V118L64 117V115H63V118H65V119H63V118H61L60 117V115H59V117L61 118V119H63L64 121L66 120L67 121V123H70V125L72 126V124L71 123H73V126H72V129H70L69 131H68V128H67V126L70 128V125L69 124H67V126H65V127H62V128H64V130L66 129V131H64V134H66V132H67V134L69 133L70 134V136L69 137H71V133H72V137L70 138V139H68L69 137H68V135H67V137H66V142H65V138H64V136H63V131H61V132H59V130H62V129H59V124H61L62 126H64L63 124H64V122L63 121H60L57 117V119L59 120V121H57L56 120V118H55V120H56V122L58 123L56 126H57V128L55 127V129H54V131L55 130H57V129H59V130H57L59 133H62V135L60 134V136H61V141H62V139H64V142L65 143H68V142H70L72 145H70V146H72L70 149H68L66 146V148L68 149V151L65 149V151H67L66 152V155H65V157H69L68 158V160H67V158L65 159V157H64V155H63V157H62V159L64 158L65 160H67L68 161V164H70V165H67V161H64V162H59L58 163V161H55V159H56V157H57V159L59 158H61L60 156L58 157V155L56 156H54L55 158H54V160H53V162L55 161L56 162V164L55 163H51V164H47L46 162H48V161H50V158H51V155H49L50 156V158H49V156H48V158H49V160L47 161L46 160V162H43L44 160H45V158H43L41 161H42V163H44V165H42L41 167L39 166V165H41L40 164V161L39 162H37L38 164V166L36 165V164H33V165H36L35 167H36V169L38 168V167H40L39 168V170L37 171V170H35V168L33 169L34 171H32V169H30L31 171H29L30 172V174H31V172H34L33 174H34V176H35V179L34 178H32L33 179V181L35 182H32L31 183V178H29L30 180H29V182L31 183V185H30V183L28 182V178L26 179V181L29 183V185L30 186H27V187H25L26 185H25V181H23L24 183H22V184H24L23 186L25 187H23V186H19L20 185V183L22 182H20V180L18 179V176L19 175H21V174H18V172H16V174H18L17 176H16V178L11 182H9V186L8 185H4L7 189L9 188V190H10V192H8V190H6V189H4V191L6 190L8 193H10L9 195H10V198H9V202L7 201V205L6 204H4L3 206V209H1L0 208V264H40V261H44L45 262V260L46 259H44V255H46V253H50L51 251V249H50V247H48L49 245H52L53 246V249L52 250H54L55 251V249H54V247L56 248V249H58V251L61 253V254H65L66 252H64L65 250L63 249V245L66 243V242H70V241H73V240H77V237L79 236V235H81V233L82 234H86L87 232L86 231H88V230H91L92 232H94V234L95 233H97V234H95L96 236H93V239L95 240H93L94 241V243L92 242V244L90 245V247H89V253L87 252L86 254H81L82 255V257H81V255H80V257L78 256V257H75V260H74V264H159V263H164V264H166V262H167V264H169L168 262H170V261H172V263H174L173 261H176L180 256H181V254H184V255H186V253H188L187 255H189V252L191 253H193L194 251H195V249L198 251V250H200V249H205V248H207L206 250H208V248L209 247H211V248H213V247H216V248H218L219 250L217 251V249H216V254H212V256H211V254H209L208 252H206V253H208L209 254V259L207 260V259H205V255H204V253L203 254H200V253H202L203 251L202 250H200V253H199V255H203L204 257V260H206V261H204L203 260V262H201V263H199V262H196V260L197 259H199V258H196V260H195V264H264V111H263V108H264V100H258L259 99V96L260 95H262V93L264 92L263 91ZM75 90L77 91V93H75ZM91 90V91H92ZM96 90H93V92H95ZM106 90V89H105ZM110 90V89H109ZM127 90V89H126ZM163 90V89H162ZM166 91H167V89H165ZM164 90V91H165ZM171 90V89H170ZM173 90V89H172ZM184 90V89H183ZM186 90V92H187V89H185ZM184 90V91H185ZM199 90L201 91L200 93H202V90L199 88ZM220 89H218V91H219ZM225 90V89H224ZM260 90V89H259ZM83 91V90H82ZM98 91V90H97ZM111 91H112V89H111ZM124 91H125V89H124ZM128 91V90H127ZM127 91H126V93H127ZM148 91H149V89H148ZM163 91V92H164ZM181 91H182V89H181ZM195 91V90H194ZM207 91H210V90H208V88H207ZM207 91L205 92V93H207ZM216 91V90H215ZM230 91H232V90H230ZM35 92V91H34ZM74 92V94H75V96L77 97V96H79L78 98L82 101V103H81V101H80V103L78 104V103H76V102H79V100L78 101H75V103H74V101L72 100V99H74V98H76L75 96H74V98H73V95H72V98H71V101L69 100L70 98H67L70 94H72ZM99 92V91H98ZM154 92V91H153ZM158 91L156 90V93H157ZM163 92H162V94H163ZM168 92V91H167ZM170 92V91H169ZM174 92V91H173ZM172 92V94H174ZM183 92V91H182ZM191 92V91H190ZM189 92V93H190ZM204 92V91H203ZM210 92H212V91H210ZM221 92V91H220ZM220 92H217V93H220ZM224 92V91H223ZM226 92V91H225ZM247 92V91H246ZM250 92V91H249ZM31 93H32V91H31ZM89 93H91V92H89ZM96 93V92H95ZM116 94H117V92H115ZM118 93H120V92H118ZM150 93V92H149ZM148 93V94H149ZM171 93V92H170ZM169 93V94H170ZM175 93H176V91H175ZM188 93V94H189ZM199 93V92H198ZM216 93V92H215ZM227 93V92H226ZM226 93H224V94H226ZM231 93V92H230ZM100 94V93H99ZM122 94H125V93H122ZM121 93L120 94H117V95H119L118 97H120V95L121 96H125V95H122ZM127 94V96H129ZM152 94L153 93H151V96H149L150 98L152 97ZM158 94V93H157ZM159 94H160V92H159ZM166 94V93H165ZM182 94V93H181ZM186 94V93H185ZM208 95H210L209 93H207ZM212 94V93H211ZM229 94V93H228ZM246 94V93H245ZM264 94V93H263ZM33 95V94H32ZM89 95V99H90V95L91 94H88ZM93 95V94H92ZM91 95V96H92ZM98 95V94H97ZM112 95V94H111ZM113 95H115V94H113ZM112 95V96H113ZM138 95V94H137ZM154 95H155V93H154ZM176 95H178V94H176ZM183 95V94H182ZM196 95V94H195ZM194 95V96H195ZM201 95H204V93L203 94H201ZM207 95V96H208ZM213 95H214V92H213ZM219 95V94H218ZM232 95V94H231ZM231 95H229V96H231ZM33 96H35V95H33ZM126 96V97H127ZM131 96H129V99L130 98H132ZM160 96V95H159ZM158 96V97H159ZM164 96V95H163ZM162 96V97H163ZM166 96V95H165ZM181 96V95H180ZM185 96H187V95H185ZM184 96V97H185ZM190 96V95H189ZM193 96V95H192ZM206 96V97H207ZM226 96V95H225ZM243 95H241V97H242ZM29 97V96H28ZM70 97V96H69ZM94 97V96H93ZM125 97V98H126ZM135 97V96H134ZM143 97V96H142ZM175 97V96H174ZM179 97V96H178ZM183 97V96H182ZM181 97V98H182ZM199 97V96H198ZM204 97H205V95H204ZM224 97V96H223ZM26 98V97H25ZM31 98V97H30ZM33 98V97H32ZM77 98V99H78ZM87 98H88V96H87ZM95 98V97H94ZM98 98V97H97ZM97 98H95V99H97ZM125 98H124V101L125 102H121V103H123L122 105H121V103L118 101V103H120V105H119V107L118 106H115V107H118V110H112V111H110V116L111 117H108L107 118V116H109V113H108V115L105 117V115L103 116V114H102V117H105V119L107 118V120H106V122L105 123H107L108 122V120H110V118L112 119V118H114L117 114L118 115H120V117L118 116H116L117 118H120L119 120H125V118H127L126 117V114H127V112H126V114L124 115L123 114V116H125V118L124 119H122L123 118V116H122V111H123V107H124V103H126V101H129V102H127L126 104L128 105V108L130 107L129 106V104L128 103H130V101L131 100H129L128 99V97H127V100H125ZM140 98V100H141V96L139 97ZM156 98V100L158 99L157 97H155ZM165 97H163V99H164ZM168 98V97H167ZM170 98V97H169ZM186 98H188V97H186ZM185 98V99H186ZM190 98H191V96H190ZM195 98V97H194ZM203 98V97H202ZM212 98H214V96H212ZM221 98V97H220ZM227 98H224V99H227ZM27 99V98H26ZM29 99V98H28ZM69 101V102H67V100ZM92 100H93V98H91ZM100 99V98H99ZM111 99V98H110ZM114 99V98H113ZM133 99V98H132ZM135 99V98H134ZM133 99V100H134ZM152 99V98H151ZM150 99V100H151ZM162 99V100H163ZM166 99V98H165ZM164 99V100H165ZM174 98L172 97V100H173ZM176 99H178V98H176ZM192 99V98H191ZM199 99V98H198ZM197 99V100H198ZM206 99V98H205ZM204 99V100H205ZM209 99L211 100V98L209 97ZM208 99V101L207 102H209L210 100ZM218 99H219V97H218ZM238 99H240V100H238ZM261 99V98H260ZM263 99V98H262ZM88 100V99H87ZM98 100V99H97ZM132 100V101H133ZM139 100V99H138ZM139 100V101H140ZM142 100H145L144 98H142ZM141 100V101H142ZM187 100V99H186ZM196 100V101H197ZM200 100H202V99H200ZM199 100V101H200ZM213 100V99H212ZM216 100V98L214 99V102H216L215 101ZM22 101V102H21ZM73 101V104L75 105H72L70 102H72ZM85 101H86V99H85ZM140 101V102H141ZM170 101V100H169ZM174 101V100H173ZM182 101H184L183 99H182ZM189 101V100H188ZM192 100H190V102H191ZM194 101V100H193ZM66 102L68 103V104H71L70 106H71V109H70V107L68 108V111H70V110H72L73 109V111L71 112H68L67 111V108H64L66 105ZM91 102V101H90ZM94 102H96V101H94ZM145 102V101H144ZM150 102H152V101H150ZM156 102V101H155ZM158 102V101H157ZM167 102V100L165 101V103ZM171 102V101H170ZM178 102H180V101H178ZM177 102V103H178ZM185 102V101H184ZM202 102V101H201ZM205 102V101H204ZM21 103H23V105H20ZM93 103V102H92ZM118 103H116V105L118 104ZM146 103H147V100H146ZM162 103V102H161ZM164 103V102H163ZM162 103V104H163ZM183 103V102H182ZM189 103V102H188ZM188 103H187V106H188ZM194 103V102H193ZM197 103H199V102H197ZM217 103V102H216ZM215 103V104H216ZM228 103V102H227ZM229 103V104H230ZM85 103H83V105H84ZM137 104H139V105H143V103L141 102V104L140 103H137ZM154 103H152V105H153ZM168 104V103H167ZM181 104V103H180ZM185 104V103H184ZM214 104V103H213ZM218 104V103H217ZM223 104H224V102H223ZM228 104V105H229ZM86 105V104H85ZM89 105V104H88ZM107 105V104H106ZM109 105V104H108ZM107 105V106H108ZM112 105V104H111ZM127 105H125V107L127 106ZM139 105H137V106H139ZM148 105V104H147ZM151 104H149V106H150ZM151 105V106H152ZM157 105H159V103L157 104ZM157 105H155V106H157ZM161 105V104H160ZM171 105V104H170ZM169 105V106H170ZM178 104H176V106H177ZM201 105H204V103L203 104H201ZM206 105V104H205ZM208 105V104H207ZM256 105H258L257 106V108L255 107ZM69 105H67V107H68ZM80 106L78 107V108H80ZM87 106V105H86ZM113 106V105H112ZM111 106V107H112ZM136 106V105H135ZM135 106H133V109H134V107ZM137 106H136V108H137ZM144 106V105H143ZM154 106V105H153ZM152 106V107H153ZM155 106H154V108H155ZM165 106V104L163 105V107ZM175 106V107H176ZM181 106V105H180ZM186 106V105H185ZM192 106V105H191ZM195 106V105H194ZM109 107V106H108ZM122 107V108H121ZM145 107H146V105H145ZM144 107V108H145ZM158 107V106H157ZM175 107H171V110H173L172 108H174L175 109ZM178 107V106H177ZM176 107V108H177ZM183 106H181V108L180 109H184V108H182ZM190 107V106H189ZM235 107H236V109H235ZM78 108H76V112L78 113ZM88 107H85V109H87ZM110 108V107H109ZM109 108H108V110H109ZM119 108L120 109H122V111H120L119 110ZM139 108V107H138ZM137 108V109H138ZM144 108H141V109H143V111H144ZM147 108V107H146ZM150 108V107H149ZM151 109V111H153V110H155V109ZM161 108V107H160ZM168 108V106L166 107V109ZM179 108V107H178ZM187 108V107H186ZM203 108V107H202ZM201 108V109H202ZM217 108H219V109H217ZM78 109V110H77ZM106 109H107V107H106ZM112 109H113V107H112ZM163 108H161V110H162ZM187 109H189V108H187ZM193 109V108H192ZM241 109H237V114H236V116H235V114H234V116L232 117L231 115H230V113H228V115H227V121H228V119H237V118H235V117H237L238 116V113L240 112L241 114H239V116L241 115H243V112L242 111H239V110H241ZM129 110H131V108L129 109ZM146 110V109H145ZM149 110V109H148ZM148 110H146V111H148ZM158 110V108L156 109V111ZM160 110V111H161ZM176 110V109H175ZM185 110V109H184ZM194 110H195V108H194ZM203 110H204V108H203ZM210 110V111H209ZM104 111H106V110H104ZM118 111H120V112H118ZM141 111V110H140ZM139 111V112H140ZM143 111H142V113H143ZM150 111V110H149ZM148 111V115L149 114H151L150 112ZM156 111H155V113H156ZM163 111H165L164 109H163ZM167 111V110H166ZM165 111V112H166ZM169 111V110H168ZM168 111H167V113H168ZM178 111H180L181 112V110H178ZM183 111V110H182ZM188 111V110H187ZM193 111V110H192ZM239 111V112H238ZM60 112H62V113H60ZM75 112V114L78 116V114H80V113H76ZM134 112H135V109H134ZM139 112H138V114H139ZM171 112V111H170ZM169 112V113H170ZM173 112V111H172ZM171 112V113H172ZM175 112H177V111H175ZM173 113L172 114V116L174 115V114H176V113ZM191 112V111H190ZM196 112V113H197ZM261 112V113H260ZM263 112V113H262ZM105 113V112H104ZM120 113V114H119ZM130 113V112H129ZM137 113V112H136ZM141 113V112H140ZM146 113V112H145ZM154 113V114H155ZM158 113V112H157ZM185 113V112H184ZM183 113V114H184ZM194 113V112H193ZM195 113V114H196ZM105 114H107V112L105 113ZM112 114V115H111ZM153 114V115H154ZM178 114H179V112H178ZM177 114V115H178ZM180 114H182V113H180ZM179 114V115H180ZM182 114V115H183ZM190 114L191 113H189V116H190ZM217 114V115H216ZM223 114V115H224ZM66 115V114H65ZM131 115V114H130ZM133 115V114H132ZM131 115V116H132ZM135 115V114H134ZM143 115H144V113H143ZM148 115H147V117H148ZM157 115H159V114H157ZM178 115V116H179ZM186 115V114H185ZM258 115H259V117H258ZM121 116H122V118H121ZM160 116V115H159ZM163 116V115H162ZM166 116H167V114H166ZM166 116H163V117H165V118H168V117H166ZM178 116H175L176 118L178 117ZM228 116H231L232 118H229ZM145 117H146V115H145ZM163 117L162 118H158L159 120L160 119H163ZM171 117V116H170ZM174 117V118H175ZM180 117H183V116H181L180 115ZM188 117V116H187ZM198 117V116H197ZM223 117H225V115L223 116ZM247 117V116H246ZM130 118V117H129ZM151 118V117H150ZM186 118V117H185ZM191 118V117H190ZM190 118H188V120L190 119ZM194 118H195V115H194ZM145 119V118H144ZM143 119V120H144ZM154 119V118H153ZM187 119V118H186ZM223 119V118H222ZM238 119H239V117H238ZM241 119H242V117H241ZM240 119V120H241ZM246 119V118H245ZM54 120V121H55ZM102 120V119H101ZM116 120V119H115ZM118 120V119H117ZM127 120V119H126ZM145 120H147V119H145ZM164 120V119H163ZM166 121L167 120H169V118L168 119H165ZM164 120V121H165ZM183 120V119H182ZM212 120H214V119H212ZM216 120L219 122V120L216 118ZM244 120V119H243ZM248 120V119H247ZM102 121H104V119L102 120ZM122 121V122H123ZM150 121V120H149ZM155 121V124H156V120H154ZM154 121H153V123H154ZM158 121V120H157ZM161 121V120H160ZM180 121H181V119H180ZM189 121H191V119L189 120ZM242 121V120H241ZM251 121V120H250ZM252 121L251 122H249L250 124L252 123ZM55 122V123H56ZM60 122H63V124L62 123H60ZM110 122V121H109ZM121 122V121H120ZM146 122V121H145ZM150 122H152V121H150ZM159 122V121H158ZM173 122L174 121H171L170 120V123L171 124H173ZM176 122V121H175ZM174 122V123H175ZM182 122V121H181ZM184 122V121H183ZM187 122V121H186ZM192 122V121H191ZM195 122V121H194ZM202 123L201 121H200V123H202L201 125H202V127H204L205 125L204 124H207V123ZM223 122V121H222ZM226 122V121H225ZM231 122V121H230ZM245 122H247V121H245ZM247 122V123H248ZM103 123V122H102ZM115 123H116V121H115ZM126 123H128V121L126 122ZM147 123V122H146ZM160 123V122H159ZM158 123V124H159ZM166 123V122H165ZM188 123V122H187ZM197 123V122H196ZM199 123V122H198ZM209 123V122H208ZM233 122H231V124H232ZM248 123V124H249ZM112 124H114V123H112ZM111 124V125H112ZM118 124H119V122H118ZM124 124V123H123ZM177 124V123H176ZM175 124V125H176ZM192 124V123H191ZM211 124V123H210ZM210 124H208V125H210ZM218 124V123H217ZM221 124V123H220ZM222 124H224V123H222ZM238 124V123H237ZM237 124H236V126H237ZM241 124V123H240ZM250 124H249V126H250ZM50 125V124H49ZM53 124H51L50 125V127L49 128H51V126H52ZM66 125V124H65ZM109 125H110V123H109ZM142 125V124H141ZM146 125V124H145ZM150 125H151V123H150ZM149 125V122H148V126H150ZM157 125V124H156ZM161 125H162V123H161ZM163 125H164V123H163ZM166 125V124H165ZM169 125V124H168ZM167 125V126H168ZM174 125V126H175ZM179 125V124H178ZM188 125V124H187ZM193 125V124H192ZM191 125V126H192ZM196 125V124H195ZM194 125V127H196ZM200 125V124H199ZM198 125V126H199ZM207 125V126H208ZM212 125H213V121H212ZM212 125H210V126H208V127H211ZM233 125H235V124H233ZM245 125V124H244ZM102 126H105V124L104 125H102ZM116 126H117V124H116ZM125 126H126V124H125ZM148 126H146L147 128H149ZM158 126V125H157ZM156 126V127H157ZM160 126V125H159ZM158 126V127H159ZM170 126V125H169ZM171 126H173V125H171ZM177 126V125H176ZM181 126H182V123H181ZM181 126H179V127H181ZM186 126V125H185ZM184 126V127H185ZM189 126V125H188ZM206 126V127H207ZM229 126V125H228ZM235 126V127H236ZM242 126V125H241ZM246 126H247V124H246ZM248 126V127H249ZM45 127H47V126H45ZM110 128H111V126H109ZM122 127V126H121ZM139 127H140V125H139ZM143 127V126H142ZM155 127V125H154V128H156ZM187 127V126H186ZM201 127V126H200ZM207 127V128H208ZM214 127V126H213ZM212 127V128H213ZM226 127H227V123H226ZM243 127V126H242ZM245 127V126H244ZM53 128V127H52ZM51 128V130H49V131H52L53 129ZM61 128V127H60ZM115 128V127H114ZM119 128V126H117V128L116 129H118ZM123 128V129H122ZM122 128H120L121 129V131L122 130H124V126L122 127ZM129 128V126L126 128V129H128ZM152 128H153V126H152ZM152 128H151V130H152ZM153 128V129H154ZM166 128H168V127H166ZM172 128V127H171ZM198 128V127H197ZM216 128H217V126H216ZM219 128H221V127H219ZM254 128V127H253ZM113 129V128H112ZM120 129H118V130H120ZM139 128H137V130H138ZM160 129V128H159ZM176 129V128H175ZM182 129V128H181ZM183 129H185V128H183ZM188 129H190V128H188ZM187 129V130H188ZM206 128H204V130L202 129L201 131H204L203 133H205V130ZM224 129V128H223ZM222 129V130H223ZM231 129V128H230ZM229 129V130H230ZM234 129H236V128H234ZM240 129V128H239ZM244 129V128H243ZM47 130V129H46ZM111 130V129H110ZM114 130V129H113ZM117 130V131H118ZM158 130V129H157ZM163 130V129H162ZM174 130V129H173ZM200 130V128H198V131ZM226 130H227V128H226ZM245 130V129H244ZM253 130V129H252ZM251 130V132H254V131H252ZM255 130V129H254ZM257 130V129H256ZM42 131V130H41ZM53 131V133H55ZM135 131V130H134ZM140 131V130H139ZM152 131H154L155 132V130H152ZM165 131V130H164ZM168 131H169V128H168ZM171 131V130H170ZM169 131V132H170ZM176 131V130H175ZM191 131V130H190ZM208 131V130H207ZM207 131H206V133H207ZM216 131V130H215ZM219 131V130H218ZM217 131V132H218ZM221 131V130H220ZM219 131V132H220ZM109 132H111V131H109ZM113 132V131H112ZM116 132V131H115ZM124 134H125V132H126V130H124V131H122ZM137 132V131H136ZM135 132V133H136ZM157 132V131H156ZM161 132V131H160ZM163 132V131H162ZM173 132V131H172ZM185 132V131H184ZM187 132V131H186ZM192 132V131H191ZM194 132V131H193ZM209 132H213V131H210L209 130ZM208 132V133H209ZM227 132H229L228 130H227ZM231 132V131H230ZM234 132H236V131H234ZM239 132V131H238ZM40 133V136H41V134L42 133H44V132H39ZM50 133V132H49ZM58 133V134H59ZM75 133V134H74ZM76 133H78V135H76ZM118 133H119V131H118ZM121 133V132H120ZM196 133V132H195ZM226 133V132H225ZM232 133V132H231ZM45 134H46V131H45ZM194 134V133H193ZM197 134L198 133H196V135H194L195 137H190V138H192V140L190 139L189 141H193L194 140V138L196 139L197 137ZM218 134V133H217ZM224 134V133H223ZM229 134V133H228ZM236 135H237V133H235ZM233 135L232 137H234V136H236V135ZM27 135H28V137H27ZM32 135V134H31ZM30 135V136H31ZM36 135V134H35ZM44 135V134H43ZM49 135H51V134H49ZM55 135H56V133H55ZM73 135H74V137H73ZM115 135V134H114ZM120 135V134H119ZM122 135V134H121ZM214 135V134H213ZM216 135V134H215ZM39 136V137H40ZM59 136V137H60ZM62 136H63V138H62ZM76 136V137H75ZM116 136V135H115ZM206 136V135H205ZM209 136V135H208ZM208 136L206 137L207 139H208ZM212 135L210 134V136L209 137H211ZM228 136V135H227ZM35 137V136H34ZM45 137V136H44ZM118 137V136H117ZM125 137V136H124ZM203 137V136H202ZM215 137V139H216V137L217 136H214ZM214 137H211V140H214V139H212V138H214ZM223 137H224V135H223ZM11 139L10 141H9V144H7L8 145V148H6L5 146H7V145H5L4 147L2 146V144L5 142V140L6 139ZM31 138V137H30ZM33 138V137H32ZM43 138V137H42ZM76 138V139H75ZM119 138V137H118ZM120 138H122V141H123V136H121ZM119 138V139H120ZM183 138V137H182ZM205 138V137H204ZM219 138H221V137H219ZM8 139V140H9ZM40 138H38V140H39ZM118 139V140H119ZM188 139H189V137H188ZM188 139H186V140H188ZM198 139V138H197ZM196 139V140H197ZM224 139V138H223ZM30 140V139H29ZM41 140V139H40ZM39 140V141H40ZM46 140H48L49 141V139H46ZM58 140V139H57ZM126 140V139H125ZM125 140L123 141V142H125ZM181 140V139H180ZM186 140L183 138V141H185L186 142ZM200 140V139H199ZM203 140H205V139H203ZM217 140H219V139H217ZM37 141V140H36ZM43 141H45L44 139H43ZM56 142L55 140H52V143L54 144V142ZM188 141V142H189ZM215 141V140H214ZM6 142H8V141H6ZM18 142V141H17ZM17 142H16V144H17ZM22 142V140L20 139V143ZM31 142H32V140H31ZM31 142H29L30 143V145H31ZM47 142V141H46ZM58 142V141H57ZM60 142V141H59ZM63 142V141H62ZM79 143H80V140L78 141ZM112 142V141H111ZM115 142H117V141H115ZM179 142V143H178ZM184 142V143H185ZM188 142H186L185 144H186V146H187V143ZM199 142V141H198ZM201 142V141H200ZM210 142V141H209ZM220 141H218V143H219ZM13 143V144H12ZM23 143H24V141H23ZM27 143V142H26ZM25 143V144H26ZM32 143H34V142H32ZM38 143V142H37ZM41 143V142H40ZM49 144V145H52L53 147H54V145L53 144ZM61 143V142H60ZM69 143V144H70ZM182 143V142H181ZM195 143H197V142H194V144L192 145V146H190V148H193V146L195 145ZM206 143V142H205ZM217 143V144H218ZM45 144V143H44ZM57 144V143H56ZM59 144V143H58ZM57 144V145H58ZM68 144V145H69ZM106 144V143H105ZM117 144V145H116ZM121 144V143H120ZM203 144V143H202ZM206 144H210V143H206ZM220 144V143H219ZM18 145H20V144H17V146ZM23 145V147L24 146H26L27 145V147H28V143L26 144V145H24V144H22ZM29 145V146H30ZM37 145V147H38V144H36ZM41 145V144H40ZM42 145H43V143H42ZM66 145V144H65ZM107 145V144H106ZM182 144H180V146H181ZM188 145H191V142L190 143H188ZM196 145H198V144H196ZM211 145V144H210ZM21 146V145H20ZM56 146V145H55ZM62 146V145H61ZM64 146V145H63ZM62 146V147H63ZM104 146V145H103ZM102 146V147H103ZM207 146V145H206ZM213 146V145H212ZM44 147V146H43ZM51 147V146H50ZM49 147V148H50ZM53 147L52 148H50V149H53ZM61 147V148H62ZM96 147V146H95ZM101 147V148H102ZM183 147V146H182ZM188 147V146H187ZM186 147V148H187ZM203 147V146H202ZM208 147H210V146H208ZM19 148V147H18ZM39 148V147H38ZM41 148V147H40ZM48 148V149H49ZM55 148V147H54ZM56 148H57V146H56ZM55 148V153H57L56 151H57V149ZM59 148H60V144H59ZM58 148V149H59ZM104 148V147H103ZM127 148H129L128 146H127ZM198 148V147H197ZM211 148V147H210ZM26 149H28V148H26ZM33 149V148H32ZM46 148L44 147V150H45ZM50 149H49V151H50ZM184 149V150H183ZM196 149V148H195ZM198 149H200V148H198ZM206 149V148H205ZM15 150H17V147H16V149ZM20 150H23V149H21V147H20ZM24 150H25V148H24ZM23 150V151H24ZM28 150H30V149H28ZM34 150H35V148H34ZM192 150H194V149H192ZM201 150V149H200ZM204 150V149H203ZM208 149H206V151H207ZM211 150H212V148H211ZM217 150V149H216ZM36 151V150H35ZM38 152H39V150H37ZM46 151V150H45ZM52 151V150H51ZM51 151H50V153H51ZM58 151H60V150H58ZM128 151V150H127ZM126 150H125V152L126 153H128ZM199 151V150H198ZM22 152V151H21ZM30 152V151H29ZM29 152H28V154H29ZM32 152V151H31ZM41 152V151H40ZM52 152H54V151H52ZM62 152V151H61ZM201 152H203V151H201ZM201 152H200V154L198 155V159H201V158H199L200 157V155H201ZM208 152V151H207ZM42 153V155L41 156H43V153H45L44 151L43 152H41ZM49 153V152H48ZM48 153L46 152V155H48ZM63 153V152H62ZM124 153V154H123ZM189 153V152H188ZM209 153H212L211 151L210 152H208V154ZM214 153H216L215 152V150H214ZM214 153H212V154H214ZM24 154H26V153H24ZM31 154V153H30ZM35 154V153H34ZM37 155H38V153H36ZM58 154H60V153H58ZM190 154V153H189ZM205 154H206V152H205ZM211 154V155H212ZM20 155H17V156H20ZM27 155V154H26ZM46 155H44L45 157H47ZM61 155V154H60ZM187 155V154H186ZM194 155V154H193ZM204 155V154H203ZM207 155V154H206ZM216 155V154H215ZM29 158H30V156L29 155H27ZM40 156V157H41ZM43 156V157H44ZM125 156H127V155H125ZM124 156V157H125ZM191 156V155H190ZM196 156H197V151H196ZM32 157V156H31ZM123 157V158H124ZM169 157V156H168ZM176 157H178V159L176 158ZM211 156H210V154H209V156H208V159L210 158ZM19 158V157H18ZM25 158L27 159V157L25 156ZM29 158H28V160H29ZM38 158V157H37ZM42 158V157H41ZM48 158H46V159H48ZM184 158V157H183ZM182 158V159H183ZM187 158V157H186ZM190 158V157H189ZM192 158H194V159H197V158H195V157H192ZM202 158H203V156H202ZM216 158H217V156H216ZM24 159V158H23ZM154 159V160H153ZM169 159V158H168ZM188 159V158H187ZM193 159V160H194ZM204 159V158H203ZM215 159V158H214ZM19 160H21V158L19 159ZM33 160H35L34 162L36 163V158L35 159H33ZM33 160H32V162H33ZM147 160V162H145ZM148 160L150 161V162H148ZM151 160H153L154 162H151ZM192 160V159H191ZM190 160V161H191ZM25 161V159L23 160V162ZM160 162H161V160H159ZM158 161V162H159ZM165 161V160H164ZM174 161V160H173ZM172 160L170 161V162H173ZM176 161H174V162H176ZM181 161V160H180ZM189 161V160H188ZM200 161V160H199ZM205 161H206V159H205ZM14 162H16V160L14 161ZM14 162H13V164H14ZM20 162V161H19ZM26 162V161H25ZM30 162H31V160H30ZM51 162H52V160H51ZM138 162V161H137ZM163 162V161H162ZM182 162V161H181ZM183 162H185V161H183ZM182 162V163H183ZM192 162V161H191ZM190 162V163H191ZM195 162H196V160H195ZM197 162H198V160H197ZM203 162H204V160H203ZM217 162V161H216ZM17 163H18V161H17ZM21 163H22V161H21ZM21 163L19 164L20 165V167L18 166V168H22L21 166ZM49 163V162H48ZM165 163H169V162H165ZM181 163V164H182ZM189 163V164H190ZM205 163V162H204ZM47 164V165H46ZM139 164H140V161H139ZM162 164V163H161ZM164 164V163H163ZM180 163H178V167H180L181 165H179ZM185 164H187V163H185ZM184 164V165H185ZM196 164V163H195ZM194 164V165H195ZM29 165H30V168H33V167H31L32 165L31 164H28V168H24L25 166H24V164H23V168L25 169V170H27L28 171V169H29ZM66 165H67V167H66ZM136 166H134V169L135 170H137V171H139L138 169H137V163L135 164ZM165 166H171L170 165V163L169 164H164ZM173 165H174V163H173ZM175 165H177V163L175 164ZM193 165V166H194ZM15 168H16V166L17 165H13ZM157 166V165H156ZM156 166H154V167H156ZM161 166V165H160ZM188 167H189V169L188 170H190V168H192V166H191V164L190 165H187ZM204 166V167H203ZM106 167V171H105V173L103 174L102 172V176H104V178H105V175H107V174H110V173H112V175L110 176V178H108L107 179V176H106V181L107 180H109V182L108 183H106V181H105V179L104 178H102L101 177V175H100V172H99V176L98 177H94L97 173H98V170L99 169H103V168H105ZM136 167V168H135ZM153 167V168H154ZM162 167V166H161ZM161 167H159L158 166V169H160ZM172 167V166H171ZM186 167V166H185ZM185 167H183V168H185ZM110 169V171L108 170V169ZM173 168H175L176 170H174ZM173 168H171V169H173L174 170V172L175 171H177V168H176V166L175 167H173ZM182 168V167H181ZM180 168V169H181ZM196 168V169H195ZM12 169H13V167H12ZM170 168H168L167 167V171L169 170ZM17 170V169H16ZM24 170V171H25ZM68 170V171H67ZM103 170H105V169H103ZM140 170V171H141ZM157 170V169H156ZM173 170H172V174H173ZM186 170H187V167H186V169H185V172H186ZM18 171V170H17ZM27 171H25V172H27ZM100 171V170H99ZM110 173H109V172ZM181 171V170H180ZM183 172H184V169L182 170ZM191 171V170H190ZM189 171V172H190ZM21 172H22V170H21ZM37 172V173H36ZM104 172V171H103ZM106 172H108L107 174H106ZM153 172H151V174L153 175L154 173ZM169 172H171V170L169 171ZM184 172V173H185ZM20 173V172H19ZM135 173V172H134ZM139 173V172H138ZM148 173H149V171H148ZM165 173H166V175H165ZM183 173V174H184ZM12 174V177H13V172L11 173ZM15 174V173H14ZM22 174H23V172H22ZM33 174H31V175H33ZM136 174V173H135ZM140 174V173H139ZM150 174V173H149ZM150 174V175H151ZM25 175V174H24ZM27 175H28V173H27ZM30 175V176H31ZM46 175V176H45ZM114 175V176H113ZM129 175V176H130ZM146 175V174H145ZM144 175V176H145ZM148 175V174H147ZM151 175V176H152ZM155 175V174H154ZM157 175H155L154 177H156ZM22 176V175H21ZM34 176H32V177H34ZM41 176H45V177H43V179L41 178ZM84 176H87V177H85L84 179L82 178V177H84ZM121 176V177H120ZM128 176V177H129ZM132 176L134 177V175L132 174ZM131 176V177H132ZM137 176V175H136ZM136 176H135V178H136ZM149 176V175H148ZM174 176V177H173ZM23 177V176H22ZM26 177V176H25ZM25 177L23 178V180L25 179ZM100 177V179L98 180V178ZM125 177V178H124ZM132 177V179H134ZM139 177V176H138ZM140 177H141V175H140ZM139 177V178H140ZM143 177V176H142ZM159 177V176H158ZM177 177V178H176ZM150 178V177H149ZM12 179V178H11ZM101 179H103V180H101ZM128 180H129V178H127ZM127 179L125 180V181H127ZM144 179V178H143ZM114 179H112V181H113ZM135 180V179H134ZM146 180V179H145ZM114 181H116V179L114 180ZM125 181H123L122 182V184L123 183H125L126 184V182ZM26 182V184H28ZM118 182H119V179H118ZM139 182H140V180H139ZM143 181H141V183H142ZM7 183H8V180H7ZM6 183V184H7ZM34 183V184H33ZM112 183V182H111ZM110 183V184H111ZM116 184H117V186H115V184H114V189H116V187H122L121 186V184L119 183V185H118V183L117 182H115ZM138 183V182H137ZM21 184V185H22ZM128 184V183H127ZM126 184V185H127ZM112 185V184H111ZM128 186H129V184H128ZM128 186H126V189L125 188H123V190L125 189L126 190V192H127V190H129V192L131 193V189H132V185H130L129 186V188L130 189H127L128 188ZM4 187V188H5ZM23 187V188H22ZM123 187H124V185H123ZM141 187V186H140ZM113 189V188H112ZM122 188H120L119 190H120V192L122 191L121 190ZM133 189H134V187H133ZM135 190V189H134ZM4 191H2V192H4ZM147 191H149L148 193H146ZM0 192H1V190H0ZM106 192V193H107ZM119 192V191H118ZM126 192H124V193H126ZM128 192V193H129ZM135 192V191H134ZM8 193H7V196H8ZM77 193H78V195H77ZM105 193V194H106ZM121 193H123V192H121ZM127 193V194H128ZM136 193H137V191H136ZM146 193V194H145ZM4 194V193H3ZM95 195V196H96ZM108 195V194H107ZM131 195V194H130ZM143 195V196H142ZM98 196H99V194H98ZM100 196V197H101ZM142 196V197H141ZM97 197V196H96ZM103 197H106V196H103ZM103 197L100 199V200H102L103 199ZM6 198V197H5ZM79 198H80V196H79ZM8 199V198H7ZM6 199V200H7ZM80 199H78V201H79ZM84 200V199H83ZM103 201V200H102ZM80 202H81V200H80ZM97 202H99V201H97ZM96 202V203H97ZM101 202V201H100ZM77 203H79V202H77ZM104 204V203H103ZM6 205V206H5ZM73 205V206H72ZM101 205L103 206L102 208H101ZM133 205V206H132ZM97 206V205H96ZM132 208H131V207ZM99 207H100V209H102V210H100L99 212H98V210H99ZM75 208V207H74ZM104 208V209H103ZM127 208H131L130 210L128 209L127 210ZM72 209H71V211H72ZM94 210V211H95ZM74 214H76V212L74 213ZM78 214V213H77ZM73 215V214H72ZM76 216V218H77V215H74V217ZM77 218V219H78ZM69 219H73V216L71 217V218H69ZM74 221V220H73ZM67 222H69L70 223V220H68ZM72 222V221H71ZM79 224V225H78ZM73 225V224H72ZM92 237V236H91ZM90 237V240H92V238ZM88 238V243L89 242H91V241H89V237H85V239H87ZM84 239V238H83ZM85 242H86V240H84ZM82 243H83V241H82ZM81 243V245H83ZM71 244V243H70ZM78 244V243H77ZM80 244V243H79ZM86 244H87V242H86ZM218 245H221V246H218ZM88 246V245H87ZM86 246V247H87ZM47 247H48V249H47ZM73 247H74V245H73ZM72 247V248H73ZM78 247V246H77ZM83 247H84V245H83ZM221 249H220V248ZM52 248V247H51ZM211 248H209V249H211ZM49 250L50 252H46L45 250ZM79 249V248H78ZM80 249H82L81 247H80ZM203 249V250H204ZM37 250L39 251V253L37 252ZM86 250V249H85ZM205 250V251H206ZM42 253H41V252ZM44 251L46 252L45 254H44ZM63 251V252H62ZM202 251V252H201ZM214 251V250H213ZM104 252H107V254L108 255H106L104 258L102 257V254L104 253ZM196 252V251H195ZM41 253V254H40ZM52 254L54 253V252H51ZM51 253L49 254V255H51ZM69 253H71V251L69 252ZM75 253H76V251H75ZM82 253V252H81ZM191 253V254H192ZM214 253H215V251H214ZM38 254H40V255H38ZM44 254V255H43ZM77 254V253H76ZM194 254V253H193ZM196 254H198V253H196ZM196 254H194V257H195V255ZM38 255V258L36 257ZM48 255V254H47ZM71 255V254H70ZM79 255V254H78ZM198 255V256H199ZM74 256V255H73ZM73 256L71 257V259H69L68 260V263H70V261H72L73 262ZM198 256H196V257H198ZM68 257V256H67ZM183 257V256H182ZM186 257V256H185ZM193 257V256H192ZM208 257V256H207ZM50 258V257H49ZM76 258H78V259H76ZM187 258H189V259H191V257H187ZM43 259V260H42ZM184 259V258H183ZM189 259H188V262H189ZM201 260H202V258H200ZM66 260H67V258H66ZM180 260H181V258H180ZM179 260V261H180ZM185 260H187L186 258L184 259V261L183 262H185ZM192 260V259H191ZM200 260V261H201ZM178 261V260H177ZM182 261V260H181ZM199 261V260H198ZM78 262V263H77ZM194 262V259H193V261H192V263ZM42 263V262H41ZM176 264L178 263V262H175ZM186 263V262H185ZM184 263V264H185ZM190 263V262H189ZM55 264H63V260H62V263H61V259L59 260L58 259V261L55 263ZM66 264H67V262H66ZM73 264V263H72ZM170 264H171V262H170Z\"/></svg>","mask_w":264,"mask_h":264},{"label":"rangeland","instance_id":"374dc122","mask_svg":"<svg viewBox=\"0 0 264 264\" xmlns=\"http://www.w3.org/2000/svg\"><path fill=\"white\" fill-rule=\"evenodd\" d=\"M6 1H7V2H6V6L9 4L8 7H10V8H9L10 10L8 9V7H6L5 12H6L7 10H8V11H11L12 8L14 9V11H13V12H12V11H11V12H6V16H7V17H6L5 15H3V13L5 14V12H1V16H0V64H1V65H0V67H1V68H0V76H1V73H4V72H5V73H4V78H7V76H8L7 79L10 80V82H12V87H13V88H16V91H18V92L20 91V89H24V88H23L24 84H25V85L28 84L29 79H30V78L33 76V74H34V73H33L34 71H32V70H33V69L36 70V69L38 68L37 66H39V65L42 63V61H41V60H42V55H41L40 53H38V52H36V53H38L39 56L41 55V56H40L41 58L38 57V56L35 54V55H33L32 60L29 61L30 63H27L26 60H25V61L22 60V61L20 62V60L23 58L22 56L24 55V52H25V49H24L25 46H24V44H26V46L32 44V43H33V40H34L33 37H34V38L37 37L38 35L36 36V34H39L40 31H41V29L43 28V27H42L43 25H41V24H44V23L46 24V21L49 22V20H51V19L54 21V19H53L54 17H55V18L57 17L58 19H59V18L61 19V18L63 17L64 14H65L68 18L70 17V15L72 16L73 20L71 19V17H70L69 19H68V18L65 19V17H66L65 15H64L65 17L62 18L63 20L61 19V21L64 23V24L62 23V24L64 25L63 27H65V28H63V27L61 26L62 28H60V29L63 31V32H62V31L60 30L62 33L66 32L65 29L67 30V28H68V29H71L72 27H75V28H73V29H76L75 31H76L77 35H75V36H76L77 38H78L80 35H81L80 37H83L82 35H87V34H88L89 36H88V35L86 36V39H88L87 37H90V36L94 35V36H93V40L91 39L92 37L89 38V39H91L92 41L88 39L89 41H91V42H89V44H88L87 42H85V41H87L85 38H82V39H81V38L79 37V41H80V42H81V40L84 39V40L81 42L82 46H81V48H80L81 50L83 49V51H80V49H79V51L76 52L77 57H78V59H79V62H77V59H75V58H77V57H76V54H74V58H73V55L71 56V57L73 58V60L75 59V61H74L75 64H74V65L79 64V63L81 62V61H80L81 58L83 57L82 59H84V56H85V59H87V60H89V59H91V58H94V59L96 60V59L100 58L101 55H102V56H101V59H102L103 57L107 58V57L111 54V52H110L111 49H109V46H110V48H111V46L113 45L115 48L119 47L120 49H119V48H117V49L121 50V49H122L121 47L123 46V45H121V43L123 44V40H124L126 37H127V39L124 40V42L126 41L127 44H128V43L131 44L132 42H135L136 45L139 44V42H141V43H140L141 45H142V43H144L143 45L146 44L145 46H141V47L143 48V50H141L142 48H141L140 46L137 45V46L139 47V48H138L134 43H133V44L135 45V46H134L135 48H132L133 46L130 45V44H129V45H130V46H129V45H125L126 43H124V45L126 46V47L124 46V48L128 49L127 47H129L131 53H130L129 49H128V50L125 49L126 52H123V50H124V49H123V50H121V51H117L118 53H117V52L115 53V54H117V55H114V54H113V56H112V57H113V60H114V58L116 57V59H117V58H118V59L120 58V59L122 60V63H123V62H128V63H125V64L123 63V64L125 65V67H126V65H127V66H130V67H127V69H128V68L130 69V68H133V67L137 66L138 64H144V65H147L148 63L151 62L152 57H153V59H154L155 57L157 58L156 55H159V54L162 55V56H163V55H166V54H168V52H171L172 50H174L175 47H178L181 43H183V41L185 40V38H184V39H182V38L186 36V33H185V32H188V28H187V29L185 28V27H187V25H184L185 22L188 23V21H189V23H191V21L194 20L195 17L199 16L200 14H202V13H204V12H206V11H209V13H212V12H213L214 14H216V13L218 12V8H217V7H216V8H213V11L210 10L211 8L209 7V5H210V6L213 5V4H209L210 2H208V1H210V0H204V1H203V0H200V1L196 0V2H199V3H195V0H190V1H192V2H189V1H188L189 3H188V2L185 3V2H186L185 0H183L184 2L181 1V0H179V1H178V0H172V1H171V0H167V1H170V2H168V4H169V3H172L173 1L178 2L180 5H181V2L185 3V4H182V5H181L182 8L178 6L179 4L176 5L177 3H175V2H174L175 4H173V3H172V4H169V5L167 4V5L169 6V8H168V6H167V8H168L169 11H171V10H170V9H171V8H170V7H171L170 5H173V8L175 7V10H176V11H173L174 9L172 8V12H173V13H175L176 15H178V14H179V15H180V14H184V16H181V15H180V16H176V18H177V17H178V18H179V17H180V18L182 17L183 20H182V19H181V20L184 21V24H183V22H182L181 20H179V19H178V20H177V19H174L175 14L171 16V14H173L172 12H169V13H171V14L169 15L171 18L168 17L169 19H167V17H166V16H168V15H167L168 13H166V12H168L167 8H166V11H165V15H166V16H163V18L166 17L165 19H167V20H169V21H170V19H171V21L177 20L179 23H178L177 21H176L177 23L174 21V22H170V23H173V24H170L168 21H165V22H164L165 19H164V20H163L162 18H158V19H157V18H156V15L154 14V13H155L154 10H152V12L150 11V13H153V15L155 16V18H154V16H150V15H152V14H149V13H148L149 16H148L147 14H146L147 16L144 15V14H143V16H142V17H144V18L147 17L148 20L150 19L149 21L147 20L148 22L144 20V22H146L147 25H149V24H150V21H151V24L149 25V27H146L147 25L144 24V22H141V20H139V19L142 18V17H141V13L139 14L141 18L139 17V15H137L139 18H138L136 15L134 16V18L136 17V18L138 19V20H136V18H135V21H136V22L139 21V24H140V23H141L142 25L144 24L145 26H143V27L141 26V24H140V25L138 24V25H139V27H138L137 24H135V21L132 20V19H134V18H132V19L130 18V19H131V23H132V22L134 23V27H135V25H136V29H137V28L139 29L140 26H141V27L143 28V30H145V28H146V29L151 28L150 31L154 28V25H156V24H158V25H159V24H162V23H161L162 21L160 22V19L163 20V24L161 25V27L158 26V29H162L161 31L157 29V26H155L156 28H155L154 30H155V31L158 30V31H157L158 34H157V32L155 33V31H153V30L151 31V33L154 35L153 37H156L155 34L157 35L156 38H154V39L152 38V39L155 40V42H157V43H159V44H155V42H153V40H152L151 38H150V39H146V40H149V41L152 40V43L149 42V41H147V43L149 42V43L147 44V43L143 42V41H145V39L143 38V36H141V33H140L141 31H143L142 28H140L141 30H138V29H137V31H139V32H138L139 34H138L137 31H136V29H134L133 25L130 24V19L128 20L129 16H128V14H127V13H129V12H135V13H136V11H135V9L137 8L136 3H138L137 5H139V3H140L141 0H140V1H139V0H133L132 3H134L135 1H139V2H135L133 5H132L131 2L127 3L129 0H128V1L125 0V1H126V2L124 1L125 3H124V2H121V1H123V0H121V1H120V0L116 1V0H115V1L118 2V3H116L114 0H112V1H111V0H105V2H103L104 0H103V1H102V0H95V1L90 0L91 2H90L89 0H86V1H83V0H81V1H80V0H50V1H49V0H20V1H19V0H16V2L19 3V4H17L16 2H13L12 0H6ZM8 1H9V2H8ZM25 1H26V2H25ZM27 1H28V2H27ZM54 1H55V2H54ZM58 1H59V3H58ZM68 1H69V2H68ZM108 1H109V2H108ZM113 1H114L115 3H114ZM119 1L121 2V4H119V3H120ZM143 1H144V0H142V2H141L142 4H143ZM149 1H153V0H149ZM201 1H203L204 3L207 1L209 5L206 3L207 6H206V5L204 6L205 9L203 8V6H200V7H199V5H201ZM10 2H11V3H10ZM12 2H13V3H12ZM63 2H64V3H63ZM81 2H83V3H81ZM89 2H90V4L92 5L93 8H91V5L89 4ZM102 2H103V3H102ZM110 2H111V3L113 2L114 4H113V3L111 4ZM146 2H148V1H144V3H146ZM153 2H154V1H153ZM203 2H202V3H203ZM7 3H8V4H7ZM20 3H21V4H20ZM24 3H25V4H24ZM65 3H66V4H65ZM67 3H68V4H67ZM105 3H106L107 5L103 7V5H105ZM109 3L111 4V6H110ZM123 3H124V4H123ZM126 3H127L128 5L130 4L129 6H131V7L124 6V5H127ZM204 3H203V4H204ZM11 4H12V6H10ZM13 4H15L17 7H16L15 5H13ZM46 4H48V5H46ZM52 4H55V5H52ZM56 4H58L59 7H58V5H56ZM60 4H61V5H60ZM79 4H81V5H79ZM118 4H119V5H118ZM187 4H189V5H187ZM190 4H192V5H191L192 7H190ZM196 4H199L198 7L196 6L197 10H196V8L194 9V7H195ZM246 4H248V3H246ZM246 4H243V6L246 5ZM23 5H25L26 7H24ZM50 5H51V6H50ZM62 5H63L64 7H66V8H63ZM68 5H69L70 7H68ZM75 5H77V6H75ZM88 5H89V6H88ZM93 5H94V6H93ZM96 5H97V7H96ZM113 5H114V6H113ZM115 5H116V6H115ZM193 5H194V7H193ZM248 5H249V4H248ZM248 5L245 6V7H243V8H242V5L239 6V7H238V8H239L238 11H236V10L234 11V13L237 14V17H235L236 15L233 16V15H234V13H233L232 17L230 16L231 18H230V19H229V18L227 19L228 21L230 20V21H229V24H228L227 22H225L226 20L224 21L225 23H223V21L221 22L222 24H228V25H232V26H233V27H232V30H233V31L230 32V35H229V34H228V35L226 34V36H224L225 33H223L224 38H225V37H228V39L230 38V40L233 42V41L235 40L234 37L237 36L236 38L239 39V43H240V42H241V41H240L241 38H239L238 36L241 35V37H242V36L244 37V39H243V37H242V39H241L242 41L245 40V39L247 40L246 36H244V35H242V34H244L245 32L247 33L248 30H250L251 32H253L255 29H257V27H258V28H259V27L261 28L260 24H256V26H257V25H259V26L254 27L255 25H254V26L252 25L253 22H252V24L248 25V27H247V24L251 23L250 21L253 19V17H254L255 15L258 16V15L260 14V13H259L260 10H257V8H256L258 5L253 4V6H252V4H250V5H251V6L249 5L250 8H252V9L255 8L254 10H257V11H258V12H255V14H253V17H252L251 13H254V12H253L254 10L252 11V10L249 8ZM13 6H15V7H13ZM55 6H56V7H55ZM72 6H73V7H72ZM100 6H101V7H100ZM108 6H109V7H108ZM112 6H113V9H111ZM117 6H118V7H117ZM123 6H124V7H123ZM134 6H136V7H134ZM177 6H178V7H177ZM186 6H187V7H186ZM255 6H256V7H255ZM45 7H46V9H45ZM47 7H48V8H47ZM51 7H52V8H51ZM67 7H68V8H67ZM77 7H78V8L80 7L79 9L81 10V12L83 11V13L86 15V16H83L84 18L82 17L81 14L79 15V11H80V10H79V9H75V8H77ZM83 7H84L86 10H85ZM88 7H89L90 9H89ZM95 7H96L97 9H96ZM110 7H111V8H110ZM114 7H116V8H114ZM127 7H128V9H126ZM132 7H133V8H132ZM176 7L179 8V9H177ZM183 7H185L186 9L183 8ZM206 7H207V8H206ZM213 7H214V6H213ZM246 7H248V9H250V10H249V11L246 10ZM22 8H23V9H22ZM54 8H55L54 11L51 10V9H54ZM59 8L62 9V10L60 11ZM99 8H100V9H99ZM108 8H110V10H112V11L110 12V10H109ZM117 8L119 9V11H118ZM124 8H125L127 11L124 10ZM131 8L133 9V11L130 10ZM180 8H181V9H180ZM201 8H203V9H202V12H201V10H200ZM241 8H242V9H241ZM244 8H245V9H244ZM258 8H262L261 11H263V7H262V6H259ZM13 9H12V10H13ZM56 9H57V11H56ZM65 9H66V11H65ZM68 9H69V10H68ZM103 9H104L106 12L109 11V12H108L109 14H108V13L106 14V13L103 11ZM106 9H107V10H106ZM187 9H188V10H187ZM190 9L192 10L193 13L196 12V13H195L196 15H197V11H200V14H199V12H198V15L196 16V15H194L191 11H189ZM45 10H46V11H45ZM71 10H72V12H71ZM73 10H76V11H74V13L76 12V14H75L76 16H75L74 14H71V13H73ZM88 10H89V11H88ZM90 10H91V11H90ZM96 10L98 11V13H96V12H97ZM99 10H100V12H99ZM129 10H130V11H129ZM136 10H137V9H136ZM178 10H179V11H178ZM181 10H182L183 13L180 12ZM183 10H185L186 12L183 11ZM193 10H194V11L196 10V11L194 12ZM240 10H241V12H240ZM48 11H49V13H48ZM50 11H52V12H50ZM101 11H103V13H105V14H103ZM114 11H115L116 13H115ZM120 11H121V12H120ZM122 11H123V12L126 11V13H125V12L123 13ZM187 11H189V12H191V13H189V12H187ZM215 11H217V12L215 13ZM246 11H247V12H246ZM251 11H252V12H251ZM58 12H59V13L61 12V13L58 14ZM64 12H66L67 14L64 13ZM85 12H86V13H85ZM90 12H91L92 15L90 14ZM92 12H93V13H92ZM118 12H119V13H118ZM176 12H177L178 14H177ZM179 12H180V13H179ZM184 12L187 13V14H185ZM239 12H240V13H239ZM245 12H246L247 14H246ZM15 13H17V14L15 15ZM53 13H54V14H53ZM62 13H63V15H62ZM77 13H78V14H77ZM83 13H82V14H83ZM87 13H89L90 15H89V14L87 15ZM256 13H257L258 15H257ZM7 14H8V15H7ZM84 14H83V15H84ZM94 14H97V15L95 16ZM115 14H116V15H115ZM121 14H122V15H121ZM136 14H137V13H136ZM192 14H193V16H192ZM238 14H239V15H238ZM52 15H53V18L51 17ZM73 15H74V16H73ZM93 15H94V16H93ZM105 15H106V17H105ZM123 15H124V16H125V15L128 16V18L125 16V18L127 19V21H126V19L124 18ZM129 15H130V13H129ZM186 15H187V16H186ZM188 15H191V16L189 17ZM242 15H244V16H242ZM248 15L251 16L252 18H251V17L249 18ZM2 16H3V17H2ZM42 16H43V17L45 16V18H43ZM58 16H59V17H58ZM61 16H62V17H61ZM80 16H81V17H80ZM87 16H88V18H87ZM107 16H108V17H107ZM116 16H117V17H116ZM121 16H122V17H121ZM185 16H186L187 18H186ZM239 16H241V19H240ZM245 16H247V17H245ZM11 17H12V18H11ZM49 17H50V18H49ZM74 17H75V19H74ZM78 17H79V18H78ZM85 17H86L87 19H86ZM89 17H91V18H89ZM95 17H96V18H95ZM99 17H100V18H99ZM119 17H121L123 20H122V19H119ZM149 17H150V18H149ZM152 17H153V19H154L153 21L151 20ZM172 17H173V18H172ZM4 18H5L6 20L3 21ZM8 18H9V19H8ZM42 18H43V19H42ZM57 18H56V20H57ZM77 18H78V19H77ZM81 18H82L83 21L81 20ZM92 18H94V19H92ZM101 18H102V19H101ZM103 18H104V19H103ZM106 18H109V19H106ZM111 18H112V19H111ZM113 18H114V19H113ZM116 18L119 19L120 21H117ZM144 18H142V20H143ZM147 18H145V19H147ZM234 18H236V19H234ZM237 18H238V19H237ZM254 18H255V17H254ZM38 19H39V20H38ZM40 19H41V21H40ZM44 19H47V20H44ZM70 19H71L72 21H71ZM98 19H99L102 23H101ZM156 19H157V20H156ZM185 19H187L188 21L185 20ZM231 19H232V22H233V23L231 22ZM233 19H234V21H233ZM246 19H248V20H250V21L247 20V22H245ZM42 20H44V22H43ZM52 20H51L50 22H52ZM64 20H65V21H64ZM68 20H69V22H66V21H68ZM76 20H77V21H76ZM95 20H96L97 22H100V23H97ZM107 20H108V21H107ZM110 20H111L112 24H110ZM190 20H191V21H190ZM235 20H236L237 22H240V21L242 20V23H236ZM39 21H40V22H39ZM74 21H76V22H74ZM79 21H82V22H79ZM84 21H85V22H84ZM88 21H89V22H88ZM113 21H114V24H115L116 26H118L119 28H118V27H115V25H113ZM116 21H117L118 24L115 23ZM123 21H124V22H123ZM158 21H159V22H158ZM243 21L246 23L245 25H246L247 28L245 29V28L243 27L242 29H244V30L242 31V30H240L241 28H240L239 26H241V24L244 25V22H243ZM37 22H38V23H37ZM42 22H43V23H42ZM48 22H47V23H48ZM78 22H79V23H78ZM86 22H87V23H86ZM91 22L93 23L92 25H91ZM94 22H95V23H94ZM106 22H108V23H106ZM122 22H123V23H122ZM128 22H129V23H128ZM155 22H156V24H155ZM157 22H158V23H157ZM166 22H167V23H166ZM234 22L237 24V28H238V29L240 28L239 30H240V32H242V33H240L237 29H236V30H237L236 33H238V34L235 33L236 30H234V25H236V24H234ZM248 22H249V23H248ZM36 23L39 24V25H41V26H40L41 29H40L39 25H37ZM103 23H104V24H103ZM137 23H138V22H137ZM148 23H149V24H148ZM153 23H154V24H153ZM174 23H176V24H174ZM187 23H186V24H187ZM189 23H188V27H189V25H190ZM221 23H219L220 26H219L218 24H215V25H214V30H216L214 34H212L214 30H213L212 32H210L211 30H208V32H207L208 35L206 36L207 33H206V34L203 33V34H205V35H202V38H200V39H202V40H206V41H207V40H209V39L211 38V37H209V34H211L210 36H212V35H213V36H214V35L216 36V35H217L216 33H219V34H220V32L222 33V32H224V31L229 33V31L231 30V26H230V27H229L228 25H227V26H226V25H223V26H222ZM34 24H35V25H34ZM72 24H73V25H72ZM75 24H76V25H75ZM80 24H81V25H80ZM85 24H87V26H86ZM89 24H90L91 27L88 26ZM98 24H99V25H98ZM102 24H103V25H106V26H102ZM124 24H125V25H124ZM127 24H130V26H132V27H130V29H129V28H128L129 25H127ZM152 24H153V25H152ZM181 24H182L183 27L180 26ZM233 24H234V25H233ZM239 24H240V25H239ZM84 25H85V26H84ZM96 25H97V26H96ZM108 25H109V26H108ZM119 25H122V26H121V31H122V30L124 31L125 27L127 26L128 30H127V28H126V30H127L128 32H126V33L123 32V31L120 32V26H119ZM123 25H124V26H123ZM151 25H152V26H151ZM164 25H168V27L171 28L172 30L168 28V30H171V31H169V32H168V31H165L164 34L162 33V34L164 35L163 37H165L164 39H162V35H161L160 32H163V27H164ZM169 25H170V26L175 25V26H174V27H170ZM243 25H242V26H243ZM251 25H252V27L249 28V26H251ZM31 26H32V27H31ZM77 26L80 27V29L77 28ZM98 26H99L100 28H99ZM101 26H102L103 29H101ZM111 26H113V28H111ZM150 26H151V27H150ZM215 26H217V27H215ZM218 26H219V27H222L221 29H222L223 31L220 30V32H218V31H219ZM242 26H241V27H242ZM82 27H84V28H82ZM89 27H90V28H89ZM94 27H95V28H94ZM97 27H98V28H97ZM104 27H105V28H104ZM108 27H110V28H108ZM114 27L117 28L116 30L120 32V34H119V32H118L119 35L116 33V31H114L115 34L112 33L113 31H111L112 34L109 33V30H111V29L113 30ZM144 27H145V28H144ZM180 27H182V28H180ZM223 27H225V28L223 29ZM228 27H229L230 29H229ZM38 28H39L40 30H39ZM87 28H88V29H87ZM107 28L109 29V30H107V31H108L107 33H108V34H111V35H109V37H111V38H109V39L107 38V39H108V40L111 39V41H108V40L105 38V36L108 37V35H107L106 31H105ZM122 28H124V29H122ZM131 28L134 29V30L132 29L134 32L136 31L135 34H133V33H129V31L131 30ZM183 28H184V29H183ZM248 28H249V29H248ZM251 28H253V30H251ZM254 28H255V29H254ZM29 29H30L31 31H30ZM73 29H72V30H73ZM77 29H78V30H77ZM81 29H83V31H82ZM89 29H90L91 32L89 31ZM96 29H97V30H98V29L101 30L102 33H101V31H99V30L97 31ZM118 29H119V30H118ZM210 29H212V28H210ZM217 29H218V31H217ZM247 29H248V30H247ZM87 30H88V31H87ZM103 30H104V31H103ZM114 30H115V29H114ZM126 30H125V31H126ZM185 30H187V31H185ZM228 30H229V31H228ZM245 30H247V31H245ZM32 31H33V32H32ZM35 31H36V32H35ZM79 31H82L83 33H82V32L79 33ZM85 31H86V32H85ZM133 31H132V32H133ZM250 31H248V34L251 33ZM256 31H258V29L255 30V31L253 32L254 34L251 33L252 37H253V35L257 36V35H256V34H257ZM25 32H26V34H25ZM29 32H31V33H29ZM38 32H39V33H38ZM93 32H94V33H93ZM104 32L106 33V35L104 36L103 39L107 40L106 43L104 42V40H101V39H102L101 36H103L102 34H103ZM130 32H131V31H130ZM167 32L169 33V35L166 34ZM170 32H171V33H170ZM255 32H256V33H255ZM23 33H24V34H23ZM84 33H85V34H84ZM86 33H87V34H86ZM97 33H98V34L100 33L101 35H100V34L98 35ZM121 33H122V34H121ZM123 33H124V34H123ZM159 33H160V35H161V37H160L161 39L159 38V40H157V38L160 36ZM183 33L185 34V36H184ZM231 33H232V34H231ZM233 33H234V36H233ZM22 34H23V35H22ZM33 34H34V36H33ZM95 34H96V35H95ZM116 34H117V37H116V36L113 37V35H116ZM132 34H133V35H132ZM239 34H240V35H239ZM20 35H21V37H20ZM25 35H26V36H25ZM78 35H79V36H78ZM97 35L100 36L101 39H99V38L97 37ZM123 35H125V36L123 37ZM136 35H137V36H136ZM220 35H222V34H220ZM220 35H219V36L217 35L215 38L217 39V38L221 37ZM251 35H250V36H251ZM23 36H24V37H23ZM31 36H32V37H31ZM95 36H96V37H95ZM118 36H119V37H118ZM128 36H129V37H128ZM132 36H134V37H133L134 39H135V36H136V39H135V40L132 38L134 41H132V39H130ZM138 36H139V37H138ZM169 36L171 37V39H170ZM203 36L206 37V38L209 37V39H208V38H207V39H205V38L203 39ZM213 36H212V37H213ZM229 36H230V37H229ZM25 37H26V38H25ZM84 37H85V36H84ZM140 37H141V38H140ZM151 37H152V35H151ZM179 37H180V38H179ZM200 37H201V36H200ZM16 38H17V39H16ZM113 38H114V39H113ZM123 38H124V39H123ZM128 38H129V39H128ZM138 38H140V40H139ZM215 38H214V39H215ZM224 38L222 37L221 40H222V41L226 40V39H224ZM231 38H232L233 40H232ZM22 39H23V40H26V41H23ZM27 39H28V40H27ZM35 39H36V38H35ZM96 39H97V40L99 39V40H98L99 42H98ZM116 39H117V40H116ZM119 39H120L121 42L119 41ZM122 39H123V40H122ZM168 39H169V40H168ZM172 39H173V41H172ZM214 39L209 40V41H211L210 43H212L214 47H216L217 45H220V46H218L217 48H220V50H221V48L223 47V50H221L222 52L224 51V48H226V51H229V52H230L229 49H231V51H232V48H233V51H232L230 54L234 56V59H235V57L237 56V55L235 56V54H236L237 52H239V54H241L240 56H242V58H243L244 61H245L246 57L248 56L247 53H249V52L247 51V45L249 44L248 42H250V41L247 40V41H248V42H247V41L245 40L248 44L246 43L247 45H246V47H244V48H246V49L243 50L244 48L242 49V47H243L242 44H245V43H242V42H241L242 44L240 43V45H239V44L236 43V42H238L237 39H236L235 42H233V46H232V47H231V45H230V43L232 44V42H230V40H229V41H228V40L225 41V42H227L226 44L230 45V46H229L230 48H227L228 45H227V47H224L223 44H224V45H226V44H225V42L223 43L222 41H221V42H222V43H221V42L219 41L220 38L217 39V40H218L217 43L215 42V43L217 44V45L215 46V45H214L215 43L212 42V40H213V41L216 40V39H215V40H214ZM15 40H16V41H15ZM30 40H32V41H30ZM115 40H116V41H115ZM129 40H130V41H129ZM137 40H138L139 42H138ZM162 40H163V41H162ZM175 40H176V41H175ZM197 40H198V39H197ZM197 40H195L194 42H198V43H199V42H200V43L202 42V40H201V41H200V40L197 41ZM12 41H13V43H12ZM67 41L70 42L68 39H66L65 41L63 40L64 43H63L62 41H60L61 43L58 42V43H60V44L57 43L56 46H54V48L57 49L56 47L60 46V47H58V49H63L64 51H67L68 46H69V45H67V44H69V43H67ZM102 41H103V42H102ZM113 41H114V42H113ZM117 41H119V42H118L119 44L116 43ZM136 41H137L138 43H137ZM206 41H205V42H206ZM65 42H66V43H65ZM93 42H95V43H93ZM110 42H111V43H110ZM112 42H113V43H112ZM160 42H161V43H160ZM166 42H168V43H166ZM169 42H170V43H169ZM171 42H172V43H171ZM194 42H193V43H194ZM205 42H202V43H205ZM219 42H220V44H219ZM228 42H229V43H228ZM243 42H244V41H243ZM21 43H22V44L24 43L23 46H21ZM84 43H86V45L88 44L89 47H88V46H85ZM99 43H100V44H99ZM104 43H105V44H104ZM115 43H116V44H115ZM198 43H194V44H197V45H198ZM207 43H208V41L206 42V44H207ZM210 43H208L209 46H210ZM234 43H235V44H234ZM253 43L258 44V43L256 42V40H255V42L253 41ZM15 44H16V45H15ZM17 44L20 46V50L18 49L19 46H17ZM48 44H50V43H48ZM48 44H46V45L48 46ZM63 44H64V46H63ZM65 44H66V45H65ZM83 44H84V45H83ZM98 44H99V45H98ZM101 44H102L103 47H105V46L107 47V48H103L104 50L102 49L103 52L105 51V52H104V56H103V54H101V53H103V52L101 51V48H100V47H102ZM107 44H108V45H107ZM111 44H112V45H111ZM164 44H165V45H164ZM168 44H169V45H168ZM191 44H192V42H191ZM194 44H192V45H194ZM208 44H207V45H208ZM221 44H222V45H221ZM6 45H7V46H6ZM43 45H44V44H43ZM43 45L41 46V47H42L41 49L44 50L45 48H44ZM46 45H45V46H46ZM119 45H120V46H119ZM172 45H173V46H172ZM199 45H200V44H199ZM234 45H235V46H234ZM236 45H239V46H241V47L238 46V47L240 48V50L238 49L239 51H237L236 53H234V52L237 50V48H238ZM252 45H254V44H252ZM252 45H251V43H250V46L248 45V46L250 47V49H252V48H251ZM13 46H14V47H13ZM47 46H46V48H47ZM66 46H67V47H66ZM84 46H85L86 48H85ZM90 46H91V47H90ZM113 46H112V47H113ZM131 46H132V47H131ZM152 46H153V47H152ZM157 46H158V47H157ZM164 46H165V47H164ZM10 47H11V48H10ZM15 47H16V48H15ZM23 47H24V48H23ZM79 47H80V46H79ZM94 47L97 48V49L95 50ZM114 47H113V49H114ZM136 47H137V48H136ZM156 47H157V48H156ZM162 47H163V48H162ZM168 47H169V48H168ZM172 47H173V49H172ZM235 47H236V49H234ZM249 47H248V48H249ZM6 48H7V49L9 48V49H8V53H10V54H7V52H6L7 49H6ZM12 48H13V49H12ZM64 48H67V49H64ZM98 48H99V49H98ZM131 48H132L133 51L131 50ZM207 48H208V46L206 47V49H207ZM211 48H213V47L211 46ZM217 48H213V49H216V50L218 51L219 49H217ZM17 49H18L20 52H18ZM22 49H24L23 52L21 51ZM41 49H40V50H41ZM108 49H109V50H108ZM113 49L111 50L112 52H113L114 50L116 51V49H114V50H113ZM134 49H136V50H134ZM170 49H171V50H170ZM206 49H205V50L202 49L203 51H201V52L198 51L200 55L198 54V52H196L197 54H195V55L193 54L194 56H192V58L189 57L187 60H185V61H186L185 63H187V61H188V63L190 62V63H189L190 65H194L195 67H194V66H190L189 64H186V65L188 66V67H187V66L185 65L184 62H183V64H181V66H180V64H176L178 67H176L175 65L172 66V68H169V70L165 71L167 74H161L160 76L157 77L158 80H156V77H155L154 79L152 78V81H151V79H150L151 82L148 81V80H149V79H148V75H146V74H145V75L143 74V76H142L143 78L140 76V75H142V74L139 75L140 78H138L137 76H134L133 78L131 77V79H135V80H131V79L129 80V79H127V80H125V82H124V79H123V82H124L125 86H127V88H126L125 86L121 85V89H123V88L125 89V91H124V89H123V92H122V90H121L120 88H118V87H117V90H121V91H116L115 87L112 86V85H110L109 83H106V81H104V82L101 81L102 83L99 81L100 85L103 84V87H102V85H101V86H98L97 83H95V85H96V88H95V89H94L95 86L93 87L94 84H93V85H92V83L90 84V85H92L93 90H96L98 87H100V89H97L99 92L96 90V91H95L96 93L93 92L92 87H90V85L87 87L88 89L86 88L87 90H89V88H91L89 91H87L88 93H86V92L84 91V90H85V87H84V89H83V87H82V89L80 88V89H81L80 91H78V89H76V90L78 91V93H79V94H77V95H80V97H79V96L76 97L75 94H74V92H73L72 94L69 95L70 97L68 96L67 98H70L69 100L71 101V98H72V95H73V98H74V96H75L76 98H74V99H72V100L74 101V103H75V101H78V100H79V102H76V103L79 104L80 101L83 100V98H84V97L82 98L81 93L84 92L85 95H83V96H86V98H85L86 101H85V99H84L83 103H85V104L87 105V106H86L85 104L83 105V103H82V101H81V103H82V108H81V106H80L81 104L75 106V105L73 104V101L70 102L72 105L75 106V108L73 107V109H75L74 112H72L73 109L70 110V111L72 112V114H74V117H76V118L78 117V120H80L79 116L81 115V118H82V119L80 120V124H81L82 126H81V128L79 127V129H80L81 131H80L79 135H78V133H76V135H78L77 137L79 138V139H77V140H78V141L80 140V143L77 141L76 144H79V145H78V146H77V145H72L70 142L65 143V142H66V137H67V135H68L69 133L67 134V132H66V134H64V131H66V129L64 130V128H62V127L67 126V124L70 125V123H67V121L70 120V118H66V117H68V116H69V117L73 116L72 114H71V116H70V114L66 112V109H62V112L65 110L64 112H65L66 115H65L64 113H63V115H64V117L66 118V120L68 119L67 121H66V120H65V121L63 120V119H65V118H63V115H61V114H58V115L56 116L59 120H60L61 118H63V119H61L60 121H63L64 124H63V122H60V123H62L64 126H62L61 124H59V129H62V130H59V129H57V130H59V132L63 131V132H62V133H63V136H64V135L66 136V137L64 136V138H65V142H64V139H62L63 142L61 141V136H60V134L62 135V133H59L57 130L54 131L55 127L57 128V126H58L57 124L59 123V122H58V123L56 122V120L59 121L56 117H54V120H55V118H56L55 121L53 120V121H51V123L49 122L47 125H45V126H47V127L44 126V130H43V128L40 129L39 132H41V133L44 132V133L41 134V136H40V133H39V132H38V133H35L36 135H35L34 133H30V134H29V137H28V135H27V137H28V138H27L28 141L25 140L26 137H21V138H19L18 140H15V141H14V142H15L14 145H12V147L14 146V148H12V149H14V150H13V151L15 152L14 154H16V152H17V153L19 152V153H21V155H20V154H17V155H20V156H17V155L14 156V157L16 158V159H14V161L16 160V162L13 161L14 164H13V162H12V163L10 164V165H11V166H10V169H8V171H9V170H12L11 173L13 172V177H12V174H11L10 172H8V174H7V179H6V183H7V180H8V183H7V184L4 183V184L2 185V187H1V189H0V190H1V192H0V208L3 209V207H4L3 205H4V204L7 205V201H8L9 198H10V195H9L10 193H8V192H10V190H9V188H8V189L6 188V187H7L6 185L9 186V182H10V181L12 182V181L16 178V176H17L18 174H21V175L23 176V177H22L21 175L18 176V179L20 180V182L22 181V182L20 183L19 186L21 187V186L24 185V184H22V183H24L23 181H25V185H26V186L24 185L25 187L30 186L31 183L35 181V180L33 181V179H32V178L35 179V176H34L35 173H34V172H31V174L34 173L33 175H31L30 172H29V171H31L30 169H32V171H34L33 169L35 168V170L38 171L39 168H40L42 165H44V163H42V161L44 160L43 158H45V160H44L43 162H46V160L48 161L49 158H50L49 155H51V158H50V161H48L49 163L46 162L47 164H51V163H55V164H56L55 161H58V160H59L58 163H59L60 161H61V162L67 161L69 157L67 158V157H65V155H66V152L68 151V149H70L72 146H73V147L75 146L77 149H79V146H80V150H83V151H81V152H85V151H86V152H87V151L90 152V151H92V148H93V150H94V148H95V150H96L98 147H99L98 149H106L105 147H108V145H109V147H110L109 142L111 143V147H112V146L114 145V144L112 145V143H117V144H118V141H119L121 144L119 143V145H117V144H116V145H117V146H121L122 148H124V145H125V148H124V149H125L126 151L128 150V151H127L128 153H126L125 150H124V153H125V155H127V156L124 155L125 157L123 156L124 158L122 157V160L119 159V160H120V164L123 163L124 161H125V162H126V161H127V162L129 161L130 164H131V162H132V164H134V163L136 164V163H137V166L140 165V167L143 168V167H142L143 164L141 165V163L144 162V161L142 160V159H143V158H142V157H143V146H144V143H143V134H144V131H145V133H147V132L149 133V132H150V133H154V134H155V133H156V134H157V133H179V132L181 133L182 131H183V133H188V132H189V133H192V136H190V135H189V136H185V137L182 136L185 140L188 139V137H189V139L186 140V142H188L190 139L192 140V138L195 137L194 135H196V133H198L197 136H196L198 139L196 138V139H197V140H196V139L194 138L193 141H189L188 143L191 142V145H188V143H187V146H188V147L186 146V144H185L186 142L183 141V138H182V137L180 138L181 140L179 139V142L181 141L182 143L180 142V144H182V145L180 146V144H179L177 147H178L179 149H181V148H185V149H187V152H185V151L183 152V151L181 150L182 154H184V153H185V154L182 155L179 159H178V157H176V158L178 159V161H176V159H174L175 157H174L173 159H171L170 155H167L166 158L159 159V160H161V162L158 160L159 162L157 161L156 163H153L154 165L152 166V169H150V170H153V171L155 170V172H157V173L159 172V170H160V171L163 170V167H164V168L166 167V170H163L162 174L164 175V172H167V177H169V178H167V180L171 179V178H172L171 176L174 175L176 172H177L176 175H178L179 172L181 173L180 175L177 176L178 178H179L180 176L183 177V175H184L185 178H186V175H187V176H188V175H192V172H193V174H195V172H194L195 170L193 171V168L196 167V166H198L197 163L201 166V164H200L201 161H202L203 165H204V164L207 165V164H208L207 160L210 161V162H211V160H212V161H214L215 163H218L219 159H220V161H222V160H223V161H224V160H227V159H226L227 157H225V158H224V157H222V158L220 157V158H219V156L217 155V154H218V150H219V149H222L221 146L224 145V144H222L221 142H224V140H226L228 137H229L230 139L234 138V140H238V141H239V139H242V137L244 138V135H245V134H242V133H243V132L246 133L248 130H249V131H248L247 133H255L256 131L259 132V131H258V130H259V126H258V128H257V126H255V125H257L256 122L258 123L259 121H261V120H259V119H262V116H263V115H262V114L260 115V118L258 119V121H252V119H253V120H255V119L257 120V116H256L255 119H254V118L250 119V118L248 117V115H246V114L243 112V111H244L243 109H244L245 106H246L244 103H243V104H244L245 106H243V109H241L242 107L240 108V106H242L243 104L237 106V109H241V110H239V111H242V112H243V115H242V116H241V115L239 116V114H241V113L238 111V112H239V113H238V116L235 117V118H237V119H233V118H232V117L234 116L235 113L237 114V109H236V107H235V109H236L235 113H233L234 110L231 109V111L229 110V112H225V114L222 113V114H220V115H219V114H218V115L216 114L217 116L214 115V117L212 118V119H214V120L211 119V120H209V121H207V122H205V120H204V121H203V120H200L202 123H204V122L207 123V124H204V125H205L204 127H202L203 124L200 123V121H199V119H198V118H200L199 115H200L201 112H202V114H203L204 111H205V115H207L206 111H208L209 108H208V109H206V108H207L209 105H210V106H209L210 109H212L211 106H213V107H217V106H218V107H221V106L224 107V106L227 105L226 107H228V106L232 105V104L235 102V100L237 101V98H240V99L242 98V99H243L245 96H247V94L251 93L252 90H253V91H254V89L256 90V88L258 89L257 91H261V90L264 88V86H262L263 83H264V82H263V81H264V79H263V78H264V75H263L261 72H259V73H257V74H253V73L250 74V73H249L251 77H248L249 74H246V75H248V76L245 75V73H247V71L245 72V69L242 70L243 68H242L241 65H243V64H241V63L243 62V61H242L243 59L239 61V60H238V57H239V59H240V56H239V55H238L237 58L235 59L236 61H235L234 59L231 60V58L229 57V59L231 60V62H233L234 64H237V65H234L233 63H231V62L228 60V57H226V55H227V54H225L226 51L223 52V53L218 51L219 53H216L215 50H214L215 55H216V54H220V53H222V54H220L219 58L222 57L223 54H225V55H224V56H225L224 61H225V63H227L226 65H228L229 62H230V65H231V66H232V64H233V66H235V68H237V69H236L237 72L239 71V70H238V67L241 66V69L239 68V69H240L239 74L245 76L244 78H245L246 82H245L244 79H243L244 81L241 80L240 77H243V76H240V77H239V75H237L236 78H235V77H233V78L230 77L231 79L229 78L230 81H232V82H233L234 79H235V82H233L234 85L232 84V82L230 83V81H229L228 79H227V80H228L227 82H228L230 85H229L227 82H226V83H227L228 85H227V84H224L223 81H225L226 79H223V78H222V77H224V73H223L222 70H223V69H226L227 66L225 65V63H224L223 60H221V62H219L220 59H223V58H224V56H223V58H220V59H219V58H218V55H217V58H216V56H214V54H212V53H213V52H212L213 49L211 50L210 48H208L209 51L211 50V52H208ZM241 49H242V51H241ZM250 49H249V51H250ZM9 50H10V51H9ZM12 50H13V51H12ZM90 50H91V51H90ZM14 51H15L16 53H15ZM85 51H86V52H85ZM87 51H88L89 53H88ZM94 51H95V52H94ZM97 51H99V52H97ZM100 51H101V52H100ZM108 51L110 52V54H109ZM134 51H135L136 53H135ZM206 51H207V53L212 54V56L215 57L214 59H216V60H214V62H213V61H210V60L208 59V60L210 61V63L212 62L211 64L209 63L208 60H206L205 57H204V58H200V57H203V56H201L202 54H203L204 56H208L209 58H211V57L209 56L210 54L207 55V53H206V55H205L204 53H202V52H206ZM244 51H246V52H244ZM79 52H82L81 55H80ZM84 52H85V53H84ZM90 52H92L91 55H93V54H94V55L96 54V55H95V56L93 55L92 57H91V55L88 56V55L90 54ZM96 52L98 53V56H97V53H96ZM107 52H108V53H107ZM132 52H133V53H132ZM139 52H140V53H139ZM229 52H227V53H229ZM241 52H243V54H242ZM12 53H14V54H12ZM22 53H23V54H22ZM106 53H107V55H108V54H109V55H108V56H105ZM120 53H121V54H120ZM157 53H158V54H157ZM201 53H202V54H201ZM232 53H233V54H232ZM245 53H246V54H245ZM86 54H88V55H86ZM99 54H100V55H99ZM118 54H119V55H118ZM134 54H135V55H134ZM136 54H138V55H136ZM155 54H156V55H155ZM230 54H228L227 56H230ZM4 55H5V56H4ZM19 55L21 56L20 58H19ZM78 55H79V56H78ZM82 55H84V56H82ZM111 55H112V54H111ZM197 55H198V56H197ZM246 55H247V56H246ZM8 56H9V57H8ZM86 56H88V58H87ZM114 56H115V57H114ZM123 56H124V58H125V56H126V57H128V56L131 57V56H132V57H131V58H128L127 60H126V58H125L126 61H124ZM133 56H134V57H133ZM139 56H140V57H139ZM142 56H143V57H142ZM162 56H159V57H162ZM196 56H197V57H196ZM199 56H200V57H199ZM7 57H8V58H7ZM34 57L37 58V59H35ZM112 57H111V58L109 57L110 60H109V58L106 59V60L112 62V61H113V60H112ZM121 57H122V58H121ZM136 57H137V58H136ZM138 57H139V58H138ZM194 57H195V59H196V58H197V59H200L199 61H202V62L200 63L197 59H196V60L193 59ZM198 57H199V58H198ZM208 57H207V58H208ZM231 57H232V56H231ZM12 58L14 59V61H13ZM18 58H19L20 60H19ZM38 58H39V59H38ZM105 58H103V59H105ZM1 59H2V60H1ZM6 59H7V60H6ZM16 59H17V60H16ZM94 59H91V60H94ZM120 59H119V60H120ZM153 59H152V60H153ZM192 59L195 60L196 62H195V61L193 62ZM203 59H205V61H204ZM212 59H213V58H212ZM212 59H211V60H212ZM33 60H34V61H33ZM36 60H37V61H36ZM38 60H39V62H38ZM66 60H68V59H66ZM111 60H112V61H111ZM149 60H150V62H148ZM218 60H219V61H218ZM227 60H228L229 62H228ZM237 60H238V62H237ZM9 61H10V62H9ZM17 61H18V63L16 64ZM31 61L35 62V64H34L33 62L31 63ZM114 61H115V60H114ZM129 61H130V62H129ZM197 61H198V62H197ZM203 61H204V62H203ZM207 61H208V62H207ZM216 61H218V62H216ZM222 61H223V62H222ZM226 61H227V62H226ZM234 61H235L236 63H235ZM1 62H2V63H1ZM37 62H38V63H37ZM138 62H139V63H138ZM144 62H145V63H144ZM192 62H193L194 64H193ZM4 63H5V64H4ZM8 63H10V64L8 65ZM19 63H20V64H19ZM23 63H24V64H23ZM25 63H27V64H29V65H31V66H29V65H25ZM134 63H135V64H134ZM191 63H192V64H191ZM195 63H197V64L195 65ZM199 63H200L201 66L199 65ZM204 63H208V64H204ZM217 63H218V64H217ZM220 63H221V65H220ZM222 63H223V64H222ZM239 63H240V65L238 66ZM243 63H244V62H243ZM11 64H12V65H11ZM32 64H34L35 66L32 65ZM203 64H204V65H203ZM7 65H8V66H7ZM13 65H14V66L17 65V66L14 67ZM19 65H20V67H19ZM124 65H123V66H124ZM133 65H134V66H133ZM206 65H207V68H206V70H205L204 66L206 67ZM208 65H211V66H208ZM212 65H213V68H211ZM223 65L226 66V67H224ZM2 66H3V67H2ZM25 66H26V67H25ZM28 66H29V68H27ZM198 66H199V67H198ZM217 66L220 67V68H219V69H221L220 72H218L219 69L217 68ZM221 66H222V67H221ZM228 66H229V65H228ZM236 66H238V67H236ZM9 67H10V68H9ZM12 67H13V68H12ZM18 67H19V69H18ZM125 67H124V68H125ZM174 67H176V68H174ZM179 67H180V68H179ZM183 67H184V68H183ZM191 67L193 68V70H192ZM215 67H216V68H215ZM4 68H5V69H4ZM11 68H12V70H11ZM24 68H25L26 70H25ZM177 68L180 69L179 72H180V73L182 72V73H181L182 75H180L179 72H178V73L176 72L178 75L175 73V71H178ZM209 68H211V69H213V70L215 69L214 72H213V70H211V69L209 70ZM15 69H16V70H15ZM125 69H126V68H125ZM173 69H174V70H173ZM184 69H186V71H185ZM187 69H188V70H187ZM194 69H196V70H198V71H196V70H194ZM207 69H208V70H207ZM216 69H218V70H216ZM233 69H234V68H233ZM6 70H7V71H6ZM13 70H14V72H15V76H14V72H13ZM18 70H21V73H18V72H20V71H18ZM30 70H31V72H30ZM170 70H171V71H170ZM183 70H184V71H183ZM201 70H202L203 72H202ZM241 70H242V71H241ZM10 71H12V72H10ZM17 71H18V72H17ZM168 71H169V72H168ZM172 71H173V72H172ZM188 71H189V72H188ZM200 71H201L202 73H201ZM204 71H205L206 75L204 74ZM16 72H17L18 74H17ZM143 72H144V71H143ZM165 72H164V73H165ZM183 72H185L186 74H187V73L189 74V75H187V76H188V79H187L186 74L183 73ZM190 72H191V73H190ZM207 72H208V73H207ZM241 72H242V74H241ZM244 72H245V73H244ZM29 73H31V74L33 73L32 76H31V74H29ZM171 73H172V75H171ZM192 73H193V74H192ZM211 73H213L212 75H214V76H212ZM214 73H215V74H214ZM216 73H217L218 75L220 74L221 77H219L218 75H217V76L219 77V79H220L221 81L218 80V77L216 76ZM221 73H223V75H221ZM24 74H25V75H24ZM168 74H169V75H168ZM183 74H184L185 76H184ZM195 74H197L198 76H196ZM200 74H201V77L199 76ZM207 74H208V76H207ZM237 74H238V73H237ZM2 75H3V74H2ZM6 75H7V76H6ZM20 75H21V79L19 78ZM22 75H23V76H22ZM174 75H175V76H174ZM179 75H180V76H179ZM194 75H195L196 77H195ZM204 75H205V77H206V76L208 77V78H206L207 80L204 79V78H205ZM252 75H253V76H252ZM30 76H31V77H30ZM145 76H147V78H146ZM172 76H173V77H172ZM177 76H178V77H177ZM189 76H192V77H189ZM211 76H212V78H211ZM13 77H14V78H13ZM25 77H26V78H25ZM136 77H137V79H139V80H137ZM159 77H160V78H159ZM166 77H167V78H166ZM175 77H177V80H178V79H180V80L177 81V80L175 79ZM179 77H180V78H179ZM184 77H185L186 79H185ZM203 77H204V78H203ZM259 77H260V79H259ZM262 77H263V78H262ZM12 78H13V79H12ZM17 78L20 79V80H19L20 83H17V82H16V79H17ZM24 78H25V79H24ZM27 78H29V79H27ZM129 78H130V77H129ZM144 78L146 79V81H145ZM149 78H150V77H149ZM173 78H174V79H173ZM182 78H183V79H182ZM194 78H195V80H194ZM202 78H203V79H202ZM238 78H240V79H238ZM246 78H247V79H246ZM248 78H249V79H248ZM140 79H143V80H142V82H143L142 86H141V83H142V82H140ZM147 79H148V80H147ZM167 79H168V81H167ZM169 79H170L171 81H173V83H171ZM216 79H217L218 81H217ZM222 79H223V80H222ZM237 79H238V80H237ZM262 79H263V81H261ZM159 80H160V81L162 80V81L159 82ZM164 80H166V83H165ZM181 80H183L184 82L181 81ZM185 80H187L186 83H185ZM214 80H216V81H214ZM239 80H240V82L242 81L241 83L243 84L244 88H247V90L245 89L247 92L244 91V93H242V92L240 91V89L243 91L244 88L242 87L241 83L238 82ZM247 80H248V81H247ZM256 80H258V82H257ZM21 81H22V82H21ZM23 81H25V82H23ZM138 81H139L140 83H139ZM147 81H148V82H147ZM195 81H196V82H195ZM201 81H202V82H201ZM210 81H211L212 83H213V82L216 83L215 85H214V83H213V86H214V87L212 86V84H211ZM236 81H237V86H236V84H235ZM13 82H14V83H13ZM123 82H122V83H123ZM145 82H146V83H145ZM156 82H158V83H162V84L159 85V84H157ZM179 82H182V83L179 84L180 86H179V85H176V84L179 83ZM189 82H190V83H189ZM191 82H194V83H191ZM198 82H201V83H198ZM203 82H204V83H203ZM208 82H209V83H208ZM217 82H218V83L221 82L222 84L219 83V86H218ZM244 82H245V83H244ZM255 82H256V83H255ZM260 82H262V83H260ZM22 83H24V84H22ZM105 83H106L107 85H106ZM127 83H128V84H127ZM137 83H138V85H139L140 87L137 85ZM144 83H145V84H144ZM149 83H150V84H149ZM154 83H155V84H154ZM163 83H164V84H163ZM168 83H169V85H168ZM196 83H197V84H196ZM250 83H252L251 86H250ZM259 83H260V84H259ZM15 84H17V86H18V84H19V86L17 87ZM20 84H21V85H20ZM104 84H105V85H104ZM147 84H148L150 87H149ZM182 84H183V85H182ZM190 84H191V86L188 87ZM192 84H193V85H192ZM210 84H211V85H210ZM231 84H232L233 87H231ZM239 84H240V85H239ZM244 84H246V87H245ZM247 84H248V85H247ZM253 84H254V85H253ZM22 85H23V86H22ZM145 85H146V86H145ZM154 85H157L159 88H158L157 86H156V87H157V88H156ZM164 85H165V86L167 85V86L165 87ZM170 85H171V86H170ZM173 85H174V86H173ZM186 85H187V86H186ZM194 85H195V86H194ZM198 85H199V86H198ZM203 85H204V86H203ZM207 85H208V86H207ZM221 85H223L225 88H223V86L220 87ZM238 85H239V86H238ZM255 85H256V86H255ZM257 85L262 86V88H260V86H257ZM105 86H106V88H105ZM111 86H112V88H110ZM131 86H132V88H130ZM135 86H136V87H135ZM162 86H163V87H162ZM177 86H178V87H177ZM192 86H194V87H192ZM197 86H198V87H197ZM205 86H206V87H205ZM211 86H212V89H211ZM234 86H235V87H234ZM247 86H250V88L247 87ZM252 86H255V87H252ZM25 87H26V86H25ZM119 87H120V86H119ZM122 87H123V88H122ZM153 87H154V88H153ZM204 87H205L206 89H204ZM215 87H216V88H215ZM236 87H237V89H238V92L240 91V92L242 93V94H240V96H237V98H236L235 95H238L240 92H239V93H236V92H237V90L235 89ZM251 87H252V88H251ZM129 88H130L131 90L134 88V89H135V92H134V93H136L138 90H139V91L136 93V95L134 94V95L131 96V94H133V90H132L131 94H128V93H129ZM137 88H138V89H137ZM139 88H142V89L140 90ZM152 88H153V89H152ZM160 88H161V89H160ZM168 88H169V89H168ZM189 88H190V89H189ZM191 88H193V90H192ZM199 88L202 90V93H200L201 91L199 90ZM207 88H208V90H210V91H212V92L207 91ZM222 88H223V91H224V92L221 90ZM229 88H230V89H229ZM233 88H234V90H236V92L233 91ZM105 89H106V90H105ZM109 89H110V90H109ZM111 89H112V91H111ZM126 89H127L128 91H127ZM136 89H137V91H136ZM148 89H149V91H148ZM150 89H152V90L150 91ZM162 89H163V90H162ZM165 89H167L168 92H167ZM170 89H171V90H170ZM172 89H173V90H172ZM181 89H182L183 92L181 91ZM183 89H184V90L187 89V92H186V90L184 91ZM218 89H220V90L218 91ZM224 89H225V90H224ZM259 89H260V90H259ZM76 90H75V93H77ZM82 90H83V91H82ZM91 90H92V91H91ZM156 90L158 91V92H157L158 94L156 93ZM164 90H165V91H164ZM194 90H195V91H194ZM215 90H216V91H215ZM230 90H232V91H230ZM31 91H32V93H31ZM31 91H30V93L28 92L27 96L25 95V97H26L27 99H26L25 97H23V98H24V99H22V100H23V103H25V102L28 101V100H29V102L32 101V99H34V97H35V99H36L37 97H39V95H40V93H39L40 91H39V90L37 91V89H35V90L33 89V90H31ZM34 91H35V92H34ZM126 91H127V93H126ZM153 91H154V92H153ZM163 91H164V92H163ZM169 91H170L171 93H170ZM173 91H174V92H173ZM175 91H176V93H175ZM190 91H191V92H190ZM203 91H204V92H203ZM206 91H207V93H209L210 95H208L207 93H205ZM220 91H221V92H220ZM225 91H226L227 93H226ZM249 91H250V92H249ZM263 91H264V89H263ZM80 92H81V93H80ZM89 92H91V93H89ZM115 92H117V94L125 93V94H122V95H125V96L123 97V96L120 95V97H118L119 95H117ZM118 92H120V93H118ZM149 92H150V93H149ZM159 92H160V94H159ZM162 92H163V94H162ZM172 92H173L174 94H172ZM189 92H190V93H189ZM198 92H199V93H198ZM213 92H214V95H213ZM215 92H216V93H215ZM217 92H220V93H217ZM230 92H231V93H230ZM232 92H234V93H236V94L234 95V93H232ZM99 93H100V94H99ZM148 93H149V94H148ZM151 93H153V94H152V97H151L152 99L149 97V96H151ZM154 93H155V95H154ZM165 93H166V94H165ZM169 93H170V94H169ZM181 93H182L183 95H182ZM185 93H186V94H185ZM188 93H189V94H188ZM203 93H204L205 97H204V95H201V94H203ZM211 93H212V94H211ZM224 93H226V94H224ZM228 93H229V94H228ZM245 93H246V94H245ZM263 93H264V92H263ZM263 93H262V95L259 96V99H258V100H264V94H263ZM32 94L35 95V96H33ZM88 94H91V95L93 94L92 96L90 95V99H89V95H88ZM97 94H98V95H97ZM111 94H112V95L115 94V95L112 96ZM127 94H128L129 96H131L133 99H134V98H135V99H134V100H133L132 98L129 99V96H127ZM137 94H138V95H137ZM176 94H178V95H176ZM195 94H196V95H195ZM218 94H219V95H218ZM231 94H232V95H231ZM159 95H160V96H159ZM163 95H164V96H163ZM165 95H166V96H165ZM180 95H181V96H180ZM185 95H187V96H185ZM189 95L191 96L192 99L190 98ZM192 95H193V96H192ZM194 95H195V96H194ZM207 95H208V96H207ZM225 95H226V96H225ZM229 95H231V96H229ZM241 95H243V96L241 97ZM244 95H245V96H244ZM28 96H29V97H28ZM36 96H37V97H36ZM87 96H88V98H87ZM93 96H94L95 98L98 97V98H97L98 100L95 99ZM126 96L128 97L129 100H131L130 103H128L130 107L128 108V105L126 104V103L129 102V101H126V103H124L123 111H122V109H120V108H119V110L122 111V116H123V114L125 115L126 112H127L126 117H127L128 115H129V116H128L127 118H125V116H123V118H122V116H121V118H122V119L125 118V120H124V121H123V120H119L120 118H117V117H118V116L120 117V115H121L120 113H121V112L118 111V112H120V113H119L120 115L117 114V115H118V116L116 115L117 117L115 116V117L112 118V119L110 118V120H108V122L105 123L106 120H107V118H108V117H111V116H110V111H112V110H118V107H119L120 103H121V102H125V101H124V98H125ZM134 96H135V97H134ZM140 96H141V100H142V98H144L145 100H142V101H141L140 98H139ZM142 96H143V97H142ZM158 96H159V97H158ZM162 96L165 97L166 99L164 98V99H165V100H164ZM174 96H175V97H174ZM178 96H179V97H178ZM182 96H183V97H182ZM184 96H185V97H184ZM198 96H199V97H198ZM206 96H207V97H206ZM212 96H214V98H212ZM223 96H224V97H223ZM30 97H31V98H30ZM32 97H33V98H32ZM78 97H79L81 100H80ZM127 97L125 98V100H127ZM155 97H157L158 99L156 100ZM167 97H168V98H167ZM169 97H170V98H169ZM172 97L174 98V99H173L174 101L172 100ZM181 97H182V98H181ZM186 97H188V98H186ZM194 97H195V98H194ZM202 97H203V98H202ZM209 97L211 98V100L209 99ZM218 97H219V99H218ZM220 97H221V98H220ZM227 97H229V98H231V97H235V98H234V100H233V98H232V100H231V99H229V98H227ZM28 98H29V99H28ZM77 98H78V99H77ZM91 98H93V100H92ZM99 98H100V99H99ZM110 98H111V99H110ZM113 98H114V99H113ZM176 98H178V99H176ZM185 98H186L187 100H186ZM198 98H199V99H198ZM205 98H206V99H205ZM215 98H216L215 101H216L218 104H217L216 102H214V99H215ZM224 98H227V99H224ZM260 98H261V99H260ZM262 98H263V99H262ZM87 99H88V100H87ZM138 99L143 103L144 106L141 104V102H140ZM150 99H151V100H150ZM162 99H163V100H162ZM182 99H183L185 102L182 101ZM197 99H198V100H197ZM200 99H202V100H200ZM204 99H205V100H204ZM208 99L210 100L209 102H207ZM212 99H213V100H212ZM240 99H238V100H240ZM25 100H26V101H25ZM66 100H67V99H66ZM132 100H133V101H132ZM146 100H147V103H146ZM166 100H167V102L165 103ZM169 100H170L171 102H170ZM188 100H189V101H188ZM190 100H192V101L190 102ZM193 100H194V101H193ZM196 100H197V101H196ZM199 100H200V101H199ZM206 100H207V101H206ZM228 100H229V101L231 100L232 102H231V101H230V102H231L232 104H231ZM90 101H91V102H90ZM94 101H96V102H94ZM118 101H119V102L121 101V102L118 103ZM144 101H145V102H144ZM150 101H152V102H150ZM155 101H156V102H155ZM157 101H158V102H157ZM178 101H180V102H178ZM201 101H202V102H201ZM204 101H205V102H204ZM233 101H234V102H233ZM21 102H22V101H21ZM67 102H69V101L67 100ZM67 102H66V104H65L66 106H65L64 108H67V111H68V108H69V107H70V109H71V106H70L71 104H68ZM92 102H93V103H92ZM161 102H162V103L164 102V103L162 104ZM177 102H178V103H177ZM182 102H183V103H182ZM188 102H189V103H188ZM193 102H194V103H193ZM197 102H199V103H197ZM220 102H221L222 104H221ZM223 102H224V104H223ZM227 102H228V103H227ZM23 103H21L20 105H23ZM116 103H118V104L116 105ZM137 103H140L141 105H139V104H137ZM152 103H154V104H153L154 106L157 105L158 103H159V105H157L158 107L155 106V108H154V106L152 105ZM167 103H168V104H167ZM180 103H181V104H180ZM184 103H185V104H184ZM187 103H188V106H187ZM203 103H204V105H201V104H203ZM213 103H214V104H213ZM215 103H216V104H215ZM229 103H230V104H229ZM88 104H89V105H88ZM106 104H107V105L109 104L108 106H109L110 108H109ZM111 104H112L113 106H112ZM122 104H123V103H121V105H122ZM147 104H148V105H147ZM149 104H151L153 107H152L151 105L149 106ZM160 104H161V105H160ZM164 104H165V106L163 107ZM170 104H171V105H170ZM176 104H178L177 106H178L179 108L176 106ZM205 104H206V105H205ZM207 104H208V105H207ZM220 104H221V106H220ZM228 104H229V105H228ZM67 105H69V106L67 107ZM121 105H120V106H121ZM125 105H127V106L125 107ZM135 105H136V106L139 105V106H137V108H138V107H139V108L137 109ZM145 105H146L147 108L145 107ZM169 105H170V106H169ZM180 105L183 106L182 108H184L185 110H184V109H180V108H181ZM185 105H186V106H185ZM191 105H192V106H191ZM194 105H195V106H194ZM77 106H78V107L80 106V108H78ZM111 106L113 107V109H112ZM115 106H118V107H115ZM133 106H135V107H134L135 112H134ZM167 106H168V108L166 109ZM175 106H176L177 108H176ZM189 106H190V107H189ZM257 106H258V105H256L255 107L257 108ZM85 107H88V108L85 109ZM106 107H107V109H106ZM144 107H145V108H144ZM149 107H150V108H149ZM160 107L163 108L165 111H166V110H167V111L169 110L168 113H167V111H166V112L163 111V109L161 110ZM171 107H175L176 110H175L174 108H172L173 110H171ZM186 107L189 108V109H187ZM202 107L204 108V110H203ZM76 108L79 109V110H78V109H77V110H78V113H80V114H78V113L76 112ZM108 108H109V110H108ZM121 108H122V107H121ZM130 108H131V110H129ZM141 108H144V111H143V109H141ZM153 108H154L155 110L151 111V109H153ZM157 108H158V110L156 111ZM192 108H193V109H192ZM194 108H195V110H194ZM201 108H202V109H201ZM145 109H146V110L149 109L150 111H149V110H148V111H149L150 113H151V112H152V113L148 115V111H146ZM217 109H219V108H217ZM104 110H106V111H104ZM140 110H141V111H140ZM160 110H161V111H160ZM178 110H181V112L178 111ZM182 110H183V111H182ZM187 110H188V111H187ZM192 110H193V111H192ZM197 110H199L200 113L197 112ZM70 111H68V112H70ZM139 111H140L141 113H140ZM142 111H143L144 115H143ZM155 111H156V113H155ZM170 111H171V112L173 111V112L171 113ZM175 111H177V112H175ZM190 111H191V112H190ZM209 111H210V110H209ZM263 111H264V108H263ZM62 112H60V113H62ZM75 112L78 114V116L75 114ZM104 112H105V113L107 112V114H105ZM129 112H130V113H129ZM136 112H137V113H136ZM138 112H139V114H138ZM145 112H146V113H145ZM157 112H158V113H157ZM169 112H170V113H169ZM174 112H175L176 114H174V115L172 116V114H173ZM178 112H179V114H180V113L183 114L184 112H185V113H184L183 115L180 114L181 116H183V117H180V115L178 114ZM193 112H194V113H193ZM196 112H197V113H196ZM230 112H231V113H230ZM108 113H109V116H107ZM154 113H155V114H154ZM189 113H191L190 116H189ZM195 113H196V114H195ZM228 113H230V115L232 114V115H231L232 117H231V116H228L229 118H232V119H228V121H227V120H226V119H227L226 117H227ZM260 113H261V112H260ZM262 113H263V112H262ZM67 114H69V115L67 116ZM102 114H103V116L105 115V117L107 116V118L105 119V117H102ZM130 114H131V115L133 114V115L131 116ZM134 114H135V115H134ZM153 114H154V115H153ZM157 114H159L160 116L157 115ZM166 114H167V116H166ZM177 114H178L179 116H178ZM185 114H186V115H185ZM223 114L225 115V117H223V116H224ZM236 114H235V116H236ZM59 115H60L61 118L59 117ZM111 115H112V114H111ZM145 115H146V117H145ZM147 115H148V117H147ZM162 115L168 117L169 120L166 121L165 119H168V118H165V117H163ZM194 115H195V118H194ZM170 116H171V117H170ZM175 116H178V117L176 118ZM187 116H188V117H187ZM197 116H198V117H197ZM200 116H201L200 119H202V117L204 118V114H203V116H202V115H200ZM246 116H247V117H246ZM129 117H130V118H129ZM150 117H151V118H150ZM162 117H163V119H164L165 121H164L163 119H160L161 121L158 119V118H162ZM174 117H175V118H174ZM185 117H186L187 119H186ZM190 117H191V118H190ZM238 117H239V119H238ZM241 117H242V119H241ZM258 117H259V115H258ZM144 118L147 119V120H145ZM153 118H154V119H153ZM188 118H190L192 122L189 121L190 119L188 120ZM216 118L219 120V122L216 120ZM222 118H223V119H222ZM225 118H226V119H225ZM245 118H246V119H245ZM101 119H102V120L104 119V121H102ZM108 119H109V118H108ZM115 119H116V120H115ZM117 119H118V120H117ZM126 119H127V120H126ZM143 119H144V120H143ZM180 119H181L182 122L180 121ZM182 119H183V120H182ZM240 119H241L242 121H241ZM243 119H244V120H243ZM247 119H248V120H247ZM149 120L152 121V122H150ZM154 120H156V124H157L158 126L160 125L159 127L155 124V121H154ZM157 120H158L160 123H159ZM170 120H171V121H174V122L176 121V122H175V123L173 122V124H171V123H170ZM250 120L252 121L251 124L249 123V122H251ZM71 121L74 122V121H73V117H71L70 122H71ZM109 121H110V122H109ZM115 121H116V123H115ZM120 121H121V122H120ZM122 121H123V122H122ZM127 121H128V123H126ZM145 121H146L147 123H146ZM153 121H154V123H153ZM183 121H184V122H183ZM186 121H187L188 123H187ZM194 121H195V122H194ZM212 121H213V125H212ZM222 121H223V122H222ZM225 121H226V122H225ZM230 121L233 122V123L231 124ZM245 121H247V122L249 121L248 123L250 124V126H249V124H248L247 122H245ZM55 122H56V123H55ZM68 122H69V121H68ZM102 122H103V123H102ZM118 122H119V124H118ZM148 122H149V125H150V123H151L150 126H148ZM165 122H166V123H165ZM196 122H197V123H196ZM198 122H199V123H198ZM208 122H209V123H208ZM109 123H110V125H109ZM112 123H114V124H112ZM123 123H124V124H123ZM158 123H159V124H158ZM161 123H162V125H161ZM163 123H164V125H163ZM176 123H177V124H176ZM181 123H182V126H181ZM191 123H192L193 125H192ZM210 123H211V124H210ZM217 123H218V124H217ZM220 123H221V124H220ZM222 123H224V124H222ZM226 123H227V127H226ZM237 123H238V124H237ZM240 123H241V124H240ZM49 124H50V125L53 124V125L51 126V128L53 127V128H52V129H53L52 131H49V130H51V128H49V127H50ZM65 124H66V125H65ZM71 124H72V126H73V123H71ZM104 124H105V126H102V125H104ZM111 124H112V125H111ZM116 124H117V126H119L118 129L122 128L123 126L125 127V128H124V130H126L125 134L122 132V131H124V130L121 131V129H120V130L116 129V128H117ZM125 124H126V126H125ZM141 124H142V125H141ZM145 124H146V125H145ZM165 124H166V125H165ZM168 124H169L170 126H169ZM175 124H176L177 126H176ZM178 124H179V125H178ZM187 124H188L189 126H188ZM195 124H196V125H195ZM199 124H200V125H199ZM201 124H202V125H201ZM208 124H210V125H212V126H211V127H208V126H210V125H208ZM233 124H235V125H233ZM236 124H237V126H236ZM244 124H245V125H244ZM246 124H247V126H246ZM253 124H255V125H253ZM56 125H57V126H56ZM139 125H140V127H139ZM154 125H155V127H156V126H157V127L154 128ZM167 125H168V126H167ZM171 125H173V126H171ZM174 125H175V126H174ZM185 125H186L187 127H186ZM191 125H192V126H191ZM194 125H195L196 127H194ZM198 125H199V126H198ZM207 125H208V126H207ZM228 125H229V126H228ZM241 125H242L243 127H242ZM258 125H259V123H258ZM72 126L70 125V128L67 126L68 131H69L70 129H72ZM109 126H111V128H110ZM121 126H122V127H121ZM128 126H129V128L126 129ZM142 126H143V127H142ZM146 126H148L149 128H147ZM152 126H153L154 129L152 128ZM179 126H181V127H179ZM184 126H185V127H184ZM200 126H201V127H200ZM206 126H207L208 128H207ZM213 126H214V127H213ZM216 126H217V128H216ZM235 126H236V127H235ZM244 126H245V127H244ZM248 126H249V127H248ZM60 127H61V128H60ZM114 127H115V128H114ZM166 127H168V128H169V131H170V130H171V131L169 132V131H168V128H166ZM171 127H172V128H171ZM197 127L200 128L199 131H198V128H197ZM212 127H213V128H212ZM219 127H221V128H219ZM253 127H254V128H253ZM112 128H113L114 130H113ZM137 128H139V129L137 130ZM151 128H152V130H155V132L152 131ZM159 128H160V129H159ZM175 128H176V129H175ZM181 128H182V129H181ZM183 128H185V129H183ZM188 128H190V129H188ZM204 128H206V129H205L206 131L208 130L207 133H206V131H205V133H203L204 131H201L202 129L204 130ZM223 128H224V129H223ZM226 128H227V130H228L229 132H227ZM230 128H231V129H230ZM234 128H236V129H234ZM239 128H240V129H239ZM243 128H244L245 130H244ZM46 129H47V130H46ZM110 129H111V130H110ZM122 129H123V128H122ZM157 129H158V130H157ZM162 129H163V130H162ZM173 129H174V130H173ZM187 129H188V130H187ZM222 129H223V130H222ZM229 129H230V130H229ZM252 129H253V130H252ZM254 129H255V130H254ZM256 129H257V130H256ZM41 130H42V131H41ZM117 130L119 131V133H118ZM134 130H135V131H134ZM139 130H140V131H139ZM143 130H144V131H143ZM164 130H165V131H164ZM175 130H176V131H175ZM190 130H191L192 132H191ZM209 130H210V131H213V132H209ZM215 130H216V131H215ZM218 130H219V131L221 130V131L219 132ZM251 130L254 131V132H251ZM45 131H46V134H45ZM53 131L56 133V135H55V133H53ZM109 131H111V132H109ZM112 131H113V132H112ZM115 131H116V132H115ZM136 131H137V132H136ZM156 131H157V132H156ZM160 131H161V132H160ZM162 131H163V132H162ZM172 131H173V132H172ZM184 131H185V132H184ZM186 131H187V132H186ZM193 131H194V132H193ZM217 131H218V132H217ZM230 131H231L232 133H231ZM234 131H236V132H234ZM238 131H239V132H238ZM49 132H50V133H49ZM120 132H121V133H120ZM135 132H136V133H135ZM195 132H196V133H195ZM208 132H209V133H208ZM225 132H226V133H225ZM58 133H59V134H58ZM193 133H194V134H193ZM217 133H218V134H217ZM223 133H224V134H223ZM228 133H229V134H228ZM235 133H237V135H236ZM31 134H32V135H31ZM43 134H44V135H43ZM49 134H51V135H49ZM74 134H75V133H74ZM114 134H115L116 136H115ZM119 134H120V135H119ZM121 134H122V135H121ZM210 134L212 135L211 137L217 136L216 139H215V137L212 138V139H214L215 141H214V140H211V137H209ZM213 134H214V135H213ZM215 134H216V135H215ZM232 134H233V135L235 134L236 136L232 137V136H233ZM240 134L243 135V136L241 137ZM30 135H31V136H30ZM205 135H206V136H205ZM208 135H209V136H208ZM223 135H224V137H223ZM227 135H228V136H227ZM34 136H35V137H34ZM39 136H40V137H39ZM44 136H45V137H44ZM59 136H60V137H59ZM63 136H62V138H63ZM69 136H70V134L68 135V137H69ZM117 136H118L119 138H120L121 136H123V141L126 139L125 142L122 141V138L119 139ZM124 136H125V137H124ZM202 136H203V137H202ZM207 136H208V139L206 138ZM30 137H31V138H30ZM32 137H33V138H32ZM42 137H43V138H42ZM68 137H67V138H68ZM71 137H72V133H71ZM71 137H69L68 139H70ZM73 137H74V135H73ZM75 137H76V136H75ZM190 137H192V138H190ZM204 137H205V138H204ZM219 137H221V138H219ZM225 137H227V138H225ZM38 138H40L41 140L39 139V140H40V141H39ZM223 138H224V139H223ZM8 139H9V138H8ZM8 139H6L5 142L2 144L3 147H4L5 145L9 144V141H10L11 139H9V140H8ZM20 139L22 140L21 143H20ZM29 139H30V140H29ZM43 139H44L45 141H43ZM46 139H49V141L46 140ZM57 139H58V140H57ZM75 139H76V138H75ZM118 139H119V140H118ZM199 139H200V140H199ZM203 139H205V140H203ZM217 139H219V140H217ZM31 140H32V142H34V143H32ZM36 140H37V141H36ZM52 140H55V141H56V142H54V141H53V142H54V144L57 146V148H56V146L52 143ZM6 141H8V142H6ZM17 141H18V142H17ZM23 141H24V143H23ZM46 141H47V142H46ZM57 141H58V142H57ZM59 141H60L61 143H60ZM111 141H112V142H111ZM115 141H117V142H115ZM198 141H199V142H198ZM200 141H201V142H200ZM209 141H210V142H209ZM218 141H220V142H219L220 144L218 143ZM10 142H11V141H10ZM16 142H17V144H20L21 146H20V145L17 146ZM26 142L28 143V147H27V145H26V144H27ZM29 142H31V145H30ZM37 142H38V143H37ZM40 142H41V143H40ZM179 142H178V143H179ZM184 142H185V143H184ZM194 142H197V143H195V145L193 146V148H190V146H192V145L194 144ZM205 142H206V143H210L211 145H210V144H206ZM25 143H26V144H25ZM42 143H43V145H42ZM44 143H45V144H44ZM51 143H52V144L54 145V147L57 149V151H56L57 153H55V148H54L52 145H49V144H51ZM56 143H57V144H58V143L60 144V148H59V144L57 145ZM69 143H70V144H69ZM105 143H106L107 145H106ZM202 143H203V144H202ZM217 143H218V144H217ZM4 144H5V145H4ZM12 144H13V143H12ZM22 144H24V145H26V146L23 147ZM36 144H38V147H39V148L37 147ZM40 144H41V145H40ZM65 144H66V145H65ZM68 144H69V145H68ZM99 144H101V145H99ZM196 144H198V145H196ZM29 145H30V146H29ZM61 145H62V146L64 145V146L62 147ZM70 145H72V146H70ZM97 145H99V146L97 147ZM103 145H104V146H103ZM206 145H207V146H206ZM212 145H213V146H212ZM43 146L46 148V149H45L46 151L44 150V147H43ZM50 146H51V147H50ZM65 146H66L68 149H67ZM95 146H96V147H95ZM102 146H103L104 148H103ZM127 146H128L129 148H127ZM182 146H183V147H182ZM202 146H203V147H202ZM208 146H210V147L212 148V150H211V148L208 147ZM5 147L8 148V145L5 146ZM16 147H17V150H15ZM18 147H19V148H18ZM20 147H21V149H23V150H24V148H25V150H24V151H23V150H20ZM40 147H41V148H40ZM49 147H50V148L53 147V149H50ZM61 147H62V148H61ZM73 147H72V148H73ZM75 147H74V148H75ZM101 147H102V148H101ZM109 147H108V148H109ZM111 147H110V148H111ZM186 147H187V148H186ZM197 147L200 148L201 150L198 149ZM222 147H223V146H222ZM26 148H28V149H30V150H28V149H26ZM32 148H33V149H32ZM34 148H35L36 151L34 150ZM48 148L50 149V151L52 150V151H54V152L51 151V153H50V151H49ZM58 148H59V149H58ZM195 148H196V149H195ZM205 148L208 149V150H207L208 152L211 151L212 153H214V150H215L216 153H214V154L209 153L211 157L208 159L209 154H208V152L206 151ZM65 149H66L67 151H65ZM192 149H194V150H192ZM203 149H204V150H203ZM216 149H217V150H216ZM37 150H39V152H38ZM58 150H60V151H58ZM183 150H184V149H183ZM198 150H199V151H198ZM21 151H22V152H21ZM29 151H30V152H29ZM31 151H32V152H31ZM40 151H41V152H43V151L45 152V153H43V156L46 155V152H47V153L49 152V153H48V155H46L47 157H45V156L43 157V156H41L42 153H41ZM61 151H62L63 153H62ZM196 151H197V156H196ZM201 151H203V152H201ZM28 152H29V154H28ZM89 152H87V153H89ZM188 152H189L190 154H189ZM200 152H201V155H200L199 158H201V159H198V155L200 154ZM205 152H206L207 155L205 154ZM24 153H26L27 155H29L30 158H29L26 154H24ZM30 153H31V154H30ZM34 153H35V154H34ZM36 153H38V155H37ZM58 153H60L61 155L58 154ZM124 153H123V154H124ZM56 154L58 155V157H59V156H60V157H61V156L63 157V155H64L65 159L67 158V160H65L64 158L62 159V157H61L60 159H59V158L57 159V157H56L55 161L53 162V160H54V158H55L54 156H55ZM186 154H187V155H186ZM193 154H194V155H193ZM203 154H204V155H203ZM211 154H212V155H211ZM215 154H216V155H215ZM57 155H56V156H57ZM190 155H191V156H190ZM25 156L27 157V159L25 158ZM31 156H32V157H31ZM40 156H41L42 158H41ZM48 156H49V158H48ZM66 156H67V155H66ZM168 156H169V157H168ZM202 156H203L204 159L202 158ZM216 156H217V158H216ZM18 157H19V158H18ZM37 157H38V158H37ZM183 157H184V158H183ZM186 157H187L188 159H187ZM189 157H190V158H189ZM192 157H195V158H197V159H194V158H192ZM20 158H21V160H19ZM23 158L25 159L26 162H25V161L23 162V160H24ZM28 158H29V160H28ZM35 158H36V160L38 159V160L40 161V164H41V163H42V164L39 165V164L37 163V162H39L38 160H37L36 163H35V162H34L35 160H33V159H35ZM46 158H48V159H46ZM141 158H142V159H141ZM168 158H169V159H168ZM182 158H183V159H182ZM214 158H215V159H214ZM42 159H43V160H42ZM140 159H141L143 162H142ZM191 159H192V160H191ZM193 159H194V160H193ZM205 159H206V161H205ZM210 159H211V160H210ZM30 160H31V162H30ZM32 160H33V162H32ZM41 160H42V161H41ZM51 160H52V162H51ZM63 160H64V161H63ZM153 160H154V159H153ZM153 160H151V162H154ZM164 160H165V161H164ZM171 160H172V161L174 160V161H176V162H174V161H173V162H170ZM180 160H181L182 162H183V161H185V162L182 163ZM188 160H189V161H188ZM190 160H191L192 162H191ZM195 160H196V162H195ZM197 160H198V162H197ZM199 160H200V161H199ZM203 160H204L205 163L203 162ZM17 161H18V163H17ZM19 161H20V162H19ZM21 161H22V163H21ZM137 161H138V162H137ZM139 161H140V164H139ZM162 161H163V162H162ZM216 161H217V162H216ZM125 162H124V163H125ZM129 162H128V163H129ZM145 162H147V160H146ZM148 162H150V161L148 160ZM165 162H169L170 165H171L172 167H171V166H168V165L165 166L164 164H169V163H165ZM190 162H191V163H190ZM20 163H21V165H22V166H21L22 168H18V166L20 167V165H19ZM32 163H33V164H36V165L38 164L40 167H38V168L36 169V167H37L38 165L36 166V165H33ZM124 163H123V164H124ZM161 163H162V164H161ZM163 163H164V164H163ZM173 163H174V165H173ZM176 163H177V165H175ZM178 163H180V164H179V165H181L180 167H178ZM181 163H182V164H181ZM185 163H187V164H185ZM189 163H190L191 166H192V168H190L191 171L188 170L190 166L188 167L187 165H190ZM195 163H196V164H195ZM23 164H24L25 167L23 166ZM28 164H31V165H32L31 167H33V168H30V165H29V169H28V171H27V170H25V169L28 168V167H27ZM47 164H46V165H47ZM135 164L133 165V167H131L132 170H133V171H132L133 173H131V175L129 174V175H130V176L128 175L129 177L127 176V178H129V180H128L127 178L124 177L125 180L127 179V181H125V180L123 179V180H121V183H120V179H122V178H119V177L117 178L116 176L113 178V177L111 176L112 173L109 172L110 169H108V168H107V169L109 170L108 172H109L110 174H107L108 172H106L107 175H105V178H106V176H107V179H108V178H110V176H111V180H110V182H109V180L106 181V179L104 178V176H102V175L105 173V171H106V167L103 168V169H105V170H103V169H99L100 171L98 170V173H97L94 177H95V178L98 177V176H99V172H100L101 177L105 179L106 183L109 182L108 186H109V185H110L111 187L113 186V187H112L113 189L111 188V189L109 190V191H111V193L109 194V192H107V190H106L107 193L104 192V193L102 194V196H101V193H97V195H96V194H93V195H90V197H87L88 193H85V192H80L79 195H78V193H77V195H78V199H80L81 202H80V200L78 201V199H77V201H76L75 204H78V207L74 205L75 208H74V207H73V209H72V207H69V208H68L67 213H69V214H67V218L70 216L71 212H73L74 210H76V211H74V212L72 213L73 215L71 214V216L69 217V218H71V217L73 216V219H69V218H68V220H70V223L67 222L68 220L66 219V222H65V224H66V225H65V228H66V226H67V229H65V230H66V231L71 230L70 227L76 226V225H75L76 222H77V221L79 222V220L82 219V217H83L84 220H85V219L90 215V213H91V215L97 213L96 210L98 209V206H100L101 203H102L103 206H106V204H105L106 201H104V200H105V199L107 200V198L112 194V192L115 194V191H116L117 189H118V191H119V192L116 191V192H117L116 194H119V195H117V196H120V194H121V196H122V195H125L126 197H127V196H130V197L132 196V198H133V195H134V194H135V195L137 194L138 198H140V195L142 194V193L140 194V191H139L140 189H141V192H143V195H144L145 190H147V189L149 188V191H150V188H151V187H148V186H150L151 184H152L151 186H153V185H154L153 183H155V181L157 180L156 178H158V180H161L162 178H164V177H162L163 175H162L161 173H159V175H157L155 172L150 171V170H147L146 172H144L146 175H145V174H141V173H143L144 170L142 169V170H143V171H142L141 168H139V166L137 167V169L139 168L141 171H140L139 169H138L139 171L135 170V169H134V166H136ZM184 164H185V165H184ZM194 164H195V165H194ZM13 165H17L16 168H15ZM67 165H70V164H68V161H67ZM67 165H66V167H67ZM121 165H122V164H121ZM156 165H157V166H156ZM160 165H161L162 167H161ZM193 165H194V166H193ZM206 165H204V166H206ZM35 166H36V167H35ZM154 166H156V167H154ZM158 166L161 167V168L158 169ZM175 166H176V168H177V171L174 172V170H176V169L173 168V167H175ZM185 166L187 167L186 172H185V169H186ZM204 166H203V167H204ZM12 167H13V169H12ZM23 167H24L25 169H24ZM153 167H154V168H153ZM167 167L170 168L168 171H167ZM181 167H182V168H181ZM183 167H185V168H183ZM135 168H136V167H135ZM171 168H173L174 170L171 169ZM180 168H181V169H180ZM196 168H197V167H196ZM196 168H195V169H196ZM198 168H199V166H198ZM16 169H17L18 171H17ZM156 169H157V170H156ZM183 169H184V172H185V173L182 171ZM21 170H22L23 174H22ZM24 170L27 171V172H25ZM170 170H171V172H169ZM172 170H173V174H172ZM180 170H181V171H180ZM67 171H68V170H67ZM103 171H104V172H103ZM148 171H149L150 174H151V172H153V173H154L155 175H157V176L154 177V176H155L154 174H153V175L151 174V175H152V176H151V175L148 173ZM189 171H190V172H189ZM16 172H18V174H16ZM19 172H20V173H19ZM101 172H102L103 174H102ZM134 172H135L136 174H135ZM138 172H139L140 174H139ZM14 173H15V174H14ZM27 173H28V175H27ZM36 173H37V172H36ZM168 173H170L171 176H168ZM183 173H184V174H183ZM24 174H25V175H24ZM132 174L134 175V177L132 176ZM147 174H148L149 176H148ZM160 174H161V179H159V178H160ZM30 175H31V176H30ZM35 175H36V174H35ZM109 175H110V176H109ZM136 175H137V176H136ZM140 175H141V177H140ZM144 175H145V176H144ZM165 175H166V173H165ZM176 175H174V176H176ZM25 176H26V177H25ZM32 176H34V177H32ZM45 176H46V175H45ZM45 176H41V178L43 179V177H45ZM113 176H114V175H113ZM131 176H132L135 180L132 179ZM135 176H136V178H135ZM138 176H139L140 178H139ZM142 176H143V177H142ZM158 176H159V177H158ZM174 176H173V177H174ZM24 177H25V179L23 180ZM85 177H87V176H84V177H82V178L84 179ZM120 177H121V176H120ZM149 177H150V178H149ZM177 177H176V178H177ZM11 178H12V179H11ZM27 178H28V179H27ZM29 178H31V180H30ZM143 178H144V179H143ZM26 179L28 180V182H29V180L31 181V183L29 182L30 185H29V183L26 181ZM99 179H100V177L98 178V180H99ZM112 179H114V180L116 179V181H114V180L112 181ZM118 179H119V182H118ZM145 179H146V180H145ZM150 179H151L152 181H151ZM153 179H154V180L156 179V180L153 181ZM164 179H166V178H164ZM172 179H174V178H172ZM101 180H103V179H101ZM139 180H140V182H139ZM149 180H150L152 183H150V184L148 185L147 183L150 182ZM123 181H125L126 184L128 183L129 186L132 185V186L134 187L135 190H134L133 187H132V189L130 190L131 193L129 192V190H127V192H126L125 189H126V186H128V184H127V185H126L125 183L122 184ZM128 181H130V182H133V181H134V183H136V184H138V185H139V183H140V185H139V186L136 185V184L133 185L132 183L130 184V182H128ZM141 181H143V182L141 183ZM26 182H27L28 184H26ZM111 182H112V183H111ZM115 182H117L118 185H119V183H120L122 187H119V186H118V187H116V189H114V184H115V186H117V184H116ZM137 182H138V183H137ZM144 182H145V185L147 184V185H146V187H148L147 189L144 188L145 185L142 186V184H144ZM146 182H147V183H146ZM34 183H35V182H34ZM34 183H33V184H34ZM110 183H111L112 185H111ZM113 183H114V184H113ZM21 184H22V185H21ZM4 185H5L6 187H5ZM123 185H124V187H123ZM24 186H23V187H24ZM129 186H128L127 189H130V188H131V187L129 188ZM137 186H138L140 189L137 188V190H136V187H137ZM140 186H141V187H140ZM4 187H5V188H4ZM9 187H10V186H9ZM23 187H22V188H23ZM25 187H24V188H25ZM120 188H122V189H121V190H122L121 192H123V193L120 192V190H119ZM123 188H125V189L123 190ZM4 189L8 190V192H7L6 190L4 191ZM112 190H115V191H112ZM2 191H4V192H2ZM134 191H135V192H134ZM136 191H137V193H136ZM149 191H147L146 193H148ZM124 192H126V193H124ZM128 192H129V193H128ZM3 193H4V194H3ZM7 193H8V196H7ZM105 193H106V194H105ZM127 193H128V194H127ZM133 193H134V194H133ZM146 193H145V194H146ZM98 194H99V196H98ZM107 194H108V195H107ZM116 194H115V195H116ZM130 194H131V195H130ZM139 194H140V195H139ZM95 195H96L97 197H96ZM115 195L112 194L111 196L114 197ZM135 195H134V197L137 198V196H135ZM143 195H142V196H143ZM79 196H80V198H79ZM100 196H101V197H100ZM103 196H106V197H103ZM117 196H115V197H117ZM125 196H122V197H125ZM142 196H141V197H142ZM5 197H6V198H5ZM102 197H103V199H102L103 201L100 200ZM7 198H8V199H7ZM104 198H105V199H104ZM6 199H7V200H6ZM83 199H84V200H83ZM108 199H110V198H108ZM97 201H99V202H97ZM100 201H101V202H100ZM8 202H9V201H8ZM77 202H79V203H77ZM96 202H97V203H96ZM99 203H100V204H99ZM103 203H104V204H103ZM6 205H5V206H6ZM96 205H97V206H96ZM102 205H101V208L103 207ZM72 206H73V205H72ZM132 206H133V205H132ZM130 207H131V206H130ZM131 208H132V207H131ZM131 208H127V210H128V209L130 210ZM71 209H72V211H71ZM95 209H96V210H95ZM103 209H104V208H103ZM94 210H95V211H94ZM100 210H102V209H100V207H99L98 212H99ZM0 211H1V210H0ZM75 212H76V214H74ZM77 213H78V214H77ZM74 215H77V218L80 216V217H79L80 219H79V218L77 219L76 216L74 217ZM91 215H90V216H91ZM73 220H74V221H73ZM71 221H72V222H71ZM74 223H75V224H74ZM72 224H73V225H72ZM78 225H79V224H78ZM86 232H87L86 234H82V233H81V235H79V236L77 237V240H76V241L73 240V241H70L69 243L66 242V243L63 245V249H64V250L66 249V250L64 251V252H66L65 254H61V253L58 251V249H56L55 247H54L55 251L52 250V249H53V246H52V245H49L48 247H50V246L52 247V248L50 247V249H51L50 251H51V252H54V253L52 254L49 250H47V249H48V247H47V249H46L45 251H46V252H50L51 255H49L50 253H46V252L44 251V254L46 253V255L43 254V255H44L43 257H44V259H46V260H45V262H44V261H40V264H55V263L58 261V259H59V260L61 259V263H62V260H63V264H66V262H67V264H72V263L74 264L75 257H78V256L80 257L81 254H82V255H83V254H86V253L89 251L88 249H89L90 245L92 244V242L94 243V241H95V240L93 239V236H96L95 234H97V233L94 234V232H92L91 230H88V231H86ZM91 236H92V237H91ZM85 237H89V241H91V242L88 243V241H87L88 238L85 239ZM90 237L92 238V240H90ZM83 238H84V239H83ZM84 240H86L87 244H86V242H85ZM93 240H94V241H93ZM82 241H83V243H82ZM70 243H71V244H70ZM77 243H78V244H77ZM79 243H80V244H79ZM81 243L84 245V247H83V245H81ZM73 245H74V247H73ZM87 245H88V246H87ZM77 246H78V247H77ZM86 246H87V247H86ZM218 246H221V245H218ZM72 247H73V248H72ZM80 247H81L82 249H80ZM78 248H79V249H78ZM209 248H211V247H209ZM209 248H208V250H206L207 248H205V249L203 248L204 250H203V249H200V250L203 251V252L201 251L202 253H200V250L197 251V250L195 249L196 252L194 251L193 253H194V254L198 253V254L195 255V257H194V254H193L192 252H191L192 254L189 252V255H187L188 253H186V255H184L185 253H184V254H181V256L177 259L178 261H177V260H176V261H173L174 263H172V261H170V262H171V264H176L175 262H178L177 264H184L185 262H186L185 264H195V260H196V258H199V257H200V258H202V260L199 258V259L196 260V262L201 263V262H203V260H204V258H203L204 256H203V255H199V253H200V254H203V253H204V255L206 254V255H205V259L208 260V259L212 256V254H216V252L219 250V249L216 248V247H213V248H211V249H209ZM219 248H220V247H219ZM221 248H222V247H221ZM221 248H220V249H221ZM85 249H86V250H85ZM216 249H217V251H216ZM205 250H206V251H205ZM213 250L215 251V253H214ZM70 251H71V253H69ZM75 251H76L77 254L75 253ZM86 251H87V252H86ZM208 251H209V252L211 251V252L209 253ZM219 251H220V250H219ZM37 252L39 253L38 250H37ZM40 252H41V251H40ZM62 252H63V251H62ZM81 252H82V253H81ZM206 252H208L209 254H211L212 252H213V253H212L211 256L209 257V254L206 253ZM41 253H42V252H41ZM41 253H40V254H41ZM88 253H89V252H88ZM40 254H38V255H40ZM47 254H48V255H47ZM70 254H71V255H70ZM78 254H79V255H78ZM38 255L36 256L37 258H38ZM73 255H74V256H73ZM82 255H81V257H82ZM86 255H87V254H86ZM106 255H108L107 252H104V253L102 254V257L104 258ZM198 255H199V256H198ZM67 256H68V257H67ZM72 256H73V262L70 261V263H68V260L71 259ZM182 256H183V257H182ZM185 256H186V257H185ZM188 256L191 257L192 260L189 259V258H187ZM192 256H193V257H192ZM196 256H198V257H196ZM207 256H208V257H207ZM49 257H50V258H49ZM66 258H67V260H66ZM180 258H181L182 261L180 260ZM183 258H184V259L186 258L187 260H185V262H183V261H184ZM38 259H39V258H38ZM76 259H78V258H76ZM188 259H189V262H190V263L188 262ZM193 259H194V262L192 263ZM42 260H43V259H42ZM71 260H72V259H71ZM179 260H180V261H179ZM198 260H199V261H198ZM200 260H201V261H200ZM204 261H206V260H204ZM41 262H42V263H41ZM170 262H168V263L170 264ZM77 263H78V262H77ZM199 263H198V264H199ZM155 264H156V263H155ZM159 264H164V263H159ZM166 264H167V262H166Z\"/></svg>","mask_w":264,"mask_h":264}]
</instances>
